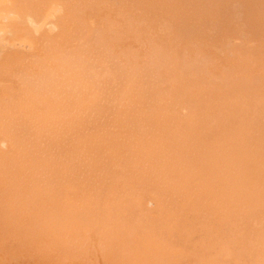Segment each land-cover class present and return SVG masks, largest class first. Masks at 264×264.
Segmentation results:
<instances>
[{
    "label": "rangeland",
    "instance_id": "obj_1",
    "mask_svg": "<svg viewBox=\"0 0 264 264\" xmlns=\"http://www.w3.org/2000/svg\"><path fill=\"white\" fill-rule=\"evenodd\" d=\"M1 1H3V0H0V3H2ZM5 1V0H4ZM10 1H12V0H8V2H7V0L5 1V2H7V3H5V2H3L2 4H0L1 6H0V11L1 12H3L4 11V9L5 10H7V9H9L11 12L12 11H14V14L15 15H13V17L14 16H18V11H22V13L24 12V13H26V14H24L23 13V15H29V16H31L32 18H35V16H36V18H38V17H40V18H38V19H34V20H37L36 22V24L35 23H30L29 21H27V22H25L26 24H27V26L24 24V22H23V26H26V27H28V28H26V27H23L22 28V30H20V31H18L17 33H15V37H14V35L12 36L11 34L10 35H8V33L9 32H7L8 31V25H10L11 24V22L12 23H14L13 21H18V19L16 18L15 20H12L11 21V19H10V21L8 20V19H5L6 21H8V22H5L4 21V19H0L1 20V22H0V24L2 23V24H4V26L2 25V28H5V29H3V31H5V32H7V33H5L4 32V34H2L1 35V37L3 36L4 38H7V40L5 39V41H7V42H9V43H7L6 42V46H7V48H6V46L4 47H2L3 49L4 48H6V51L7 52H9L10 50H9V47H10V44L11 45H15L16 44V39H18V37L20 38V40H17L18 42L19 41H21V42H25V43H29L30 45L32 44L31 43V41H33V43L35 42L34 40H36V42L38 43V45H40V47H42V43H47V42H50L52 39L54 40L53 41V43L52 44H55V42L57 43L58 41H62V42H64L65 41V43H71L72 41V44H69L70 46H75L78 42H80L79 40L81 39V38H83L84 36H88L91 32H92V30H93V23L95 22V23H98L97 22V20H100L101 18L103 19V20H107L108 21V18H106V16L107 17H109V21L111 22V23H115L114 25L113 24H111L109 21V23L112 25V26H117V25H119V23H118V21L120 22V25L121 24H123V26L121 25V26H115V27H112V28H117V30H119L120 31V29H121V31L119 32V31H117V33L118 34H115L116 33V30H112L111 28V30L109 29V26H107V21L105 20V21H103L102 19V23H101V26L102 27H100L99 25H100V23H98V24H94V26H95V28H98V30H100V31H102V29H103V27L104 26H107V28H105L104 27V29L105 30H103V35H104V38L102 39L103 41L102 42H104V44H106V43H112V44H116V47H113V51L115 50V52H117V51H120L119 49L120 48H122V46H124L125 45V47H123L121 50H122V52H126L127 54L129 53V50H130V53L132 54V56L134 57L135 55H136V57H135V59L137 58V60H135V59H132L133 57H131V59H132V61H135L136 63H132V65H134L135 66V69L137 68V72H139L140 71V69H141V65H144L146 62V60H145V55H147L148 54V52L149 51H151L152 53H154L153 51H159L160 49H162L161 51H165L166 53L168 52L169 53V58L171 59V61L173 62H175V64H176V60L177 59H175V57L176 58H180L181 60H182V62L183 61H185V58L186 59H188L187 61H188V64H187V62H184V64L186 63L187 65H188V67H190V69H191V64L189 63V61L191 62V60H192V62H194V64L192 65L193 66V68H192V70L193 69H196L195 68V65H196V63H197V67H199V68H197L198 69V71H197V69H196V71H192V70H190V74H192L191 76H194V77H189L188 78V75H186L185 73H187V74H189V72H188V70H184V76L182 77H180L179 76V78H182V81H181V83H184L186 86H184V84H180V81H178L179 83H178V85H177V83H175V82H177V80L179 79V78H177V73L179 72H182L183 73V71H181V70H177V64H176V66L174 67V63H172L171 61H170V63H172V68H170V72H168L167 70H163L162 72H168L169 74H173V75H175V74H177V75H175L172 79H171V75L169 76V75H164V76H166L165 78H164V76L162 75V74H160V76H159V79H158V81L157 80H155L156 82L154 83V84H156V85H158V86H151V89L153 88V90H154V92L155 93H151L152 94V96H150L151 98H153V100L152 99H147V98H145L143 95L145 94V92L143 91L142 93H141V90L142 89H139V87L137 86V89H135L134 90V87H132V88H125L124 89V92H122V93H119V103H118V105L120 106H118L117 104L116 105H113L114 107H112L111 108V106L112 105H110V109H111V112H110V109H107L108 107H105L104 109H102L103 111H98V110H95L94 112L93 111H91V112H89L87 109H84L83 108V110L80 108H77V107H75L74 105L72 106L74 109H76L75 110V113L77 114L78 113V115H83V113H81L82 111H85V113H89V114H87V115H89L88 117H93L94 119H86L85 121H83L82 120V122L80 123H78V121L74 118L73 120H68L67 122H69V124L73 127L74 126V128H75V125H77V127L79 128L80 127V129H83V132L85 131V132H90V134H91V136H92V138H90V139H86V138H76V137H73V138H71V135H70V137L68 136L67 137V135H63L62 136V138H60L59 140H58V143H59V145L60 144H62V145H60V146H63L62 148H64V149H62L61 148V150H60V152H59V155L62 153V151H63V153L60 155V156H62V157H64L65 155L66 156H69L70 158H68L69 159V162H73V163H71V167L73 166L74 168H76V169H78V166L80 165V163H83V164H81L80 166L82 167H79L80 169V171L81 170H83V175H84V173H86V170H87V174L89 175V173H92V171H93V175L96 173V171H97V173H96V177L97 178H95V176H93L92 174V176H93V178H92V176L90 177V179L92 178V180L94 181L95 179H97L98 180V178H99V176L98 175H100L101 176V174H103L104 173V171H103V173H102V171H100V170H96V171H94V169H93V167L92 166H99L100 165V163H103L102 161H106V163H108V165L107 166H109V168H110V170H109V172H108V174H109V177L111 178V177H113V178H111L110 180H111V187H110V185L108 186V187H106V188H108L107 190H106V188H105V191L104 190H102V192L100 193L101 194V196H102V194H103V197H104V195L106 194L105 192L107 191V194L105 195V197L104 198H101V197H98V201L100 200V202H98L97 200H95V196H94V194L98 191V188L96 189V187H92L93 189H91V190H86V189H88L87 187H88V185L86 186V188H84V186L87 184V183H85V185L84 186H82V185H80V186H82L84 189H85V195H84V191H83V188H79L80 186H79V184H77L78 186H76V185H73V183H72V187L71 186H69V191H70V193H71V195H70V193H69V196L71 197V198H69V197H67L69 200H73L72 202L70 201V204L69 203H67V202H54V200L50 203L51 204V206L53 207H51L50 206V204L48 203V201H47V203L49 204V205H46V200L44 201V199H40V198H42L41 196L38 198L39 200L38 201H36V200H33V199H28L27 197L26 198H24V197H22V199H21V195L23 194V193H30L29 191H31V192H33V191H37L36 189L34 190L33 188H30V189H32V190H30L29 188V191H28V189L26 188V190H25V188L24 187H21L22 185H20V183L18 182V181H21V178L19 179L18 177H20V172L17 170V169H15V167H17V162H18V164H19V161L17 160V158H16V154H19V153H16V152H18V151H15V156L13 155V153L14 152H12V151H10V153L12 154V156L10 157L9 155H10V153H9V155H8V151H7V149L9 148V142L7 141V140H5L6 142H5V145H3V144H0V145H2V146H0L1 148H0V158H1V160H3V157L2 156H5V155H3V154H6L5 152H7V154H6V157H10L9 159H12V157H13V164L14 165H12L11 164V168L13 169V171L11 172L12 174H10V170L8 171V169H9V167H8V169H7V171L6 170H4L3 171V169H6L7 167L4 165V163H3V161H1L0 160V199L2 200H0V218L1 219H3V222H1L2 220L0 219V264H242L243 263V261H244V263L245 264H248L247 262H246V256H245V253L243 254H241L242 255V257H243V259L242 258H240L241 257V255H240V253L241 252H238V251H236L235 253L234 252H232L230 249H227V250H225L224 249V247L222 248L221 247V244H219V247H220V249H219V247H217L216 245H215V242H216V244H218V243H220V242H222V239L224 238H222L221 239V237H219V235H215L214 233H216V232H214L215 231V229L213 228V227H217L218 226V224H220V226L225 222V221H227L228 220V218L229 219H232L236 214H234L233 215V213L234 212H232V213H229L228 211L230 210V208L231 209H233L231 206H233V205H231L230 207H227V206H225L226 208H229V210H226V211H224L225 209H224V207L219 203V209L217 208L218 206L216 205L217 204V202H216V204H215V201L213 202V200L214 199H216L217 200V198H215V195H213V197H210V196H212V194L215 192V191H217L218 193H219V196H220V192H222V190H224V189H222V188H224V186L222 185V184H224L225 183V177H227L228 175L227 174H225V173H229L228 171H225V173L224 172H222V173H224L225 175H227V176H224V175H222V173H217V175L218 174H220L222 177L221 178H223V181L222 180H220L219 178V181H222V187H221V189L222 190H220V192L218 191V189H217V187H219V189H220V186L221 185H219V181H218V184H217V182H215L214 180H212V181H214V183H216L218 186L216 187L215 186V189H214V185H216V184H213L212 185V190L213 191H211V192H213V193H210V192H208V196H209V193H210V199L208 198L207 199V197L204 195V197L206 198L205 200H204V198L202 199L201 198V201H199L198 200V203H197V201H196V203H195V201H193L194 203H192V202H190L191 201V199L192 198H190V196L188 195V196H186V195H182L183 197H182V199H181V201L182 202H184L185 200L188 202V200H190L189 201V203H187L186 201L184 202V203H186V204H184V203H182L181 201L177 204L176 202H172V204L170 203L169 204V202H165V204H163V203H160V205H158L157 204V202H155L154 201V199H152V201L150 200V202H146L145 201V199L144 198H146V196L144 195V197H141V199L143 198L144 200L142 201H137L138 203H135L134 202V198H138V196L142 193V192H140V190L141 191H145V188L147 187V186H150V185H148V183H150L151 181L153 182L154 180H156L157 181V183H156V181H154V183H156V185H159V186H161L160 188L161 189H165L166 187H167V190H169V187H168V185H170V184H168V182H167V179H168V175L167 174H172L171 172H166L165 174L164 173H161V171H158L157 170V168L155 167L154 168V172L152 171V170H150V168H148L149 167V164H147L146 162H148V161H144V163H146V164H140V159H138V161H140V162H138L139 163V165H138V163L136 162V165H135V163H130V162H128L127 163V166L126 165H124V166H126L127 168H125L124 166H122L121 165V167H124L125 168V170H124V168L122 169L118 164H115V165H112L111 163H112V161H111V159L109 158L110 156L112 157V155H114L115 153H120L121 152V150H119L117 147H119V143H122V144H120V146H122V145H124V148H121V149H124V150H126L125 149V145L127 144L128 145V147H127V149L129 148H131L132 146H136V145H131V144H133L134 143V141L135 140H137V138H139L138 140H141V139H144V140H146L147 142H148V140L150 139V141L151 140H155V137L157 136L158 138H159V134H160V132H159V130L156 132V134H154L153 132H155L154 130L156 129V126H157V123L156 122H158L159 124H158V128H160L164 123H165V125H166V123H167V125L169 124V122H171L170 124H172V130L173 129H175V130H177V128H179L178 126H179V124H180V121L185 125V124H188L189 123V120H194L195 122H193V121H190V123L189 124H192L191 126H195L196 125V121L197 122H199V129H201V130H204L205 128V126H207V124H209L207 127H206V131H209V132H211V130H212V128H214V125L216 126V127H221L222 126V124H221V122H223V124L228 120V119H226V118H228V117H226V116H223V114H220V113H222V110H224V112H225V109L224 108H222V110L220 109V111H218L217 109H219V108H214V109H212V113L210 112L209 113V111L207 112V107L206 108H204L203 109V111H200V110H198L195 106H193V108H192V110H191V108H190V106H187V107H185V104H183L182 103V105H184V106H182V105H180L179 104V100H181L182 98L180 97L179 98V96H177V91L179 90V88L181 89L180 90V93L182 92V93H185V90H186V88L185 89H183L184 87H189V85L187 84L188 82H187V80L188 81H190L189 83H195L196 81H198L197 83H195V85H196V87H189V89L191 88V90H193L192 92L193 93H195L194 95L196 96L197 94H196V92H197V88H199V87H205V89H208L207 91H212L213 89V91H217V90H222L223 88H229V91H225V89H223V92H225V93H227V92H230V91H234V90H237V89H235V88H241V92H244L243 90H246V87L248 88V85H249V83L251 82V81H253L254 79H255V77H253V75L254 76H257V79L259 80H261V79H263L264 80V78H261V76H264V54H261V53H264L263 51H264V45H263V43H264V38L262 39V38H260V35H262L261 33H259V32H257L258 31V28L260 27L258 24L256 25V24H253L254 26H251L250 24V21H256L257 20V22L261 25L262 23V25H263V27H264V19H260L259 17H263L264 18V0H253V1H250V0H243V2H242V0H217V2H216V0H215V2H216V6H217V4L220 6H217L218 8H223L222 10H215V9H218L216 6V8H214L213 6H212V9H214V10H211V7H210V10H209V12H207V14L205 13V16L207 15L208 16V14H210V12L212 13L211 15H209V17H207V18H205L204 17V15L202 14H200L199 12H198V9L197 8H195L197 11H192L193 13H196V12H198L197 14H199L198 15V18H199V16H203L204 18H205V20H207L208 18V21L209 20H211V21H209V23H210V25L212 24L213 25V27L212 26H209V29L207 28L208 27V25L209 24H204V25H202L201 24V20H202V23H208V21L207 22H205V20L204 19H202V18H200L199 20H200V23H198L197 21H196V19H197V17H195V16H197V14H195V23H196V25H199V24H201L200 26H205V27H200L201 28V30H204V32H202L201 33V30L200 31H198V30H196V32L198 33V32H200L199 34H202L201 36L199 35H197L196 34V36L197 37H195L193 34H194V29L196 28H199V27H197V26H194V27H190V26H192L191 25V23L193 24L194 22L192 21L193 19H194V17H193V19L192 20H188L189 18H191L192 17V14L189 12V11H187V12H189L190 14H191V17L190 16H188L189 14L187 13V16L189 17L187 20L189 21V22H191L190 23V25H189V27H190V29L191 28H194L193 29V33H192V37H191V34H190V32H188V31H186V38H184V43L182 42V40L180 39L181 38V36H179L178 34L180 33V31L177 33V31H178V28L177 29H174V27L175 26H178L179 27V24L177 25V23L178 22H176V20H177V18H176V15H175V13H172L173 12V10L175 9H173V7H172V9H169L170 11H172L171 13V17L173 16V17H175L176 19H175V21L172 19V18H169L170 17V13H169V15L168 14H166V10H168V9H164L165 11H163L162 9L160 10V12L161 11H163V13H164V16H165V14H166V16L164 17V18H162L161 16H163V15H160V17L162 18V19H164L163 21H169V23L168 22H163V24L161 23V18L159 17H156L157 18V21H159L160 23L158 24H156L155 25V27L153 26L152 27V25L154 24L153 22H155L156 23V18H155V14L157 13V10H159V9H155V8H153L152 6H154L155 5V3H149V1L148 0H146L149 4H150V6H149V4H148V8L146 7V3L145 4H143V5H145V7L147 8H145V7H143V5H142V7H141V2H143L144 3V1L145 0H141L140 2H138L139 0H137V2L138 3H140V5L138 4V6L139 7H136V5H135V7H133L134 5L133 4H136V0H135V3H130L129 2V4L130 5H133L132 7L131 6H129L128 5V3H127V5L125 4L124 5V3H123V1L122 2H118L117 3V1H121V0H110L109 2L106 0V2L108 3L107 5H112V6H109L110 8H108V6L106 5V3H104V1L105 0H103V3H102V0H98V1H101L100 3L98 2L97 4H102V5H100V7L102 6V10L104 11V12H106V13H110V11H111V8L112 9H115L114 11L112 10L111 12L113 13V12H115V11H117V12H119L118 13V15L115 13V14H105V13H103L102 11H100L101 10V8L98 6V8H100V10H98V8L96 7L97 6V4H96V6L93 4L92 5V7H94V9H95V11L93 10L92 11V9L90 8V7H87V6H84V7H87V8H84V7H82L80 10H78L79 11V13H80V11H81V15L82 14H84V17H83V23H84V25H83V23H80L81 24V27H80V24H78L79 25V27H78V25L77 24H74V22H72V20H70V18L67 16V15H65L66 14V11H67V9H66V5H67V2H68V0H49V1H47V3H46V5L44 4V6L45 7H41V6H27V7H25L24 8V10H20L19 9V7L18 6H14V4H12ZM159 1V0H158ZM160 1H164V0H160ZM165 1H167V0H165ZM164 1V4L166 3ZM172 3H173V1L172 0H170ZM176 1V0H175ZM174 1V3L176 4V2ZM178 1H181V0H178ZM177 1V2H178ZM183 1V0H182ZM188 1V0H187ZM191 1V0H190ZM194 1V0H193ZM200 1V0H199ZM207 0H205L204 2H206ZM221 2V4H222V6H221V4H220V2ZM225 1H226V4H225ZM229 1H231V3L229 2ZM235 1V2H234ZM237 1V2H236ZM260 1V2H259ZM48 2H51V3H54L55 5H53V4H48ZM57 2V3H56ZM96 1H94V3H95ZM153 2H154V0H153ZM155 2H156V0H155ZM168 2V1H167ZM184 2H186V1H184ZM189 2V1H188ZM196 2H197V0H196ZM202 2V1H201ZM203 2V3H204ZM215 2L214 3H212V4H215ZM229 2V3H228ZM241 2V3H240ZM245 2V3H244ZM250 2H252V3H254V4H252V3H250ZM69 3V2H68ZM157 3H159V2H157ZM163 3V2H162ZM161 3V4H162ZM172 3H170L172 6H175V5H173ZM203 3H202V6H203ZM209 3L211 4V2H210V0H209ZM234 3V4H233ZM247 3H249V4H247ZM257 3V4H256ZM49 6H51V7H49ZM58 4V5H57ZM115 4V6H117V8H114L113 7V5ZM117 4V5H116ZM118 4H123V6L125 7H127V9L125 8V10L124 9H122V7H120L121 5H118ZM163 4V5H164ZM178 4H179V2H178ZM181 4V3H180ZM198 4V3H197ZM205 4V3H204ZM207 4H208V1H207ZM207 4L206 5H204V6H207ZM209 4V5H210ZM224 4L226 5L225 6V8H224ZM233 4V5H232ZM252 4V5H251ZM42 5V4H41ZM156 5H158V4H156ZM162 5V6H163ZM200 5H201V3H200ZM208 5V6H209ZM228 5V6H227ZM230 5H232V6H230ZM253 7L252 9L254 10V6L255 5H260L259 6V8H261V9H259L258 8V6H257V8H255L256 10H258L257 11V16H255L254 14L252 15V13H251V15H249V14H247L248 12L250 13V10H249V8L251 7V6ZM106 6V8H104ZM169 7V8H171L170 6H169V4H167L165 7ZM184 6H186V5H184ZM197 6H199V5H197ZM230 6V7H229ZM244 6V7H243ZM248 6H250L249 8H248ZM262 6V7H261ZM14 7V8H13ZM96 7V8H95ZM119 7L121 8V9H119ZM123 7V8H124ZM130 7V8H129ZM141 7V9H138L137 10V12H135L136 11V9L137 8H140ZM155 7V6H154ZM159 7H161L160 5H159ZM158 7V8H159ZM177 7V6H176ZM226 7H229V10L231 11H229V10H227V12H228V15L226 14V13H223V10L224 9H226ZM232 7L234 8V10H236V11H233L232 12ZM241 7V8H240ZM256 7V6H255ZM7 8V9H6ZM14 9V10H12V9ZM44 9L45 11L44 12H41V11H39V9ZM88 8H90V11L88 10ZM104 8V9H103ZM107 8H108V10L110 9V11H108L107 10ZM134 8H136V9H134ZM142 8H145V10H144V12L142 11L141 12V10H142ZM193 8H194V6H193ZM198 8H201V7H198ZM32 9V10H31ZM36 11H35V10ZM40 9V10H41ZM52 9V10H51ZM55 9H56V11H55ZM83 9V10H82ZM86 9V10H85ZM98 11H97V10ZM117 9V10H116ZM130 9V10H129ZM135 10V11H133L134 13H138V12H140V13H142L141 15H139V13L137 14V16L135 17H133V15H134V13L132 12V10ZM153 9H155L156 10V13H154L155 12V10L153 11ZM189 9H192V8H189ZM189 9H187V10H189ZM228 9V8H227ZM242 9V10H241ZM246 9H248V10H246ZM31 10V11H30ZM50 10V11H49ZM54 10V11H53ZM61 10V11H60ZM91 13V16L92 17H90V19L88 20V17H89V15L88 16H86L87 14H85V13H87L88 11ZM123 12V10H124V15L127 17V14L129 13V15H132L131 17L128 15V19L130 18V21L126 18V17H123V13H121V11ZM140 10V11H139ZM261 10V11H260ZM263 10V11H262ZM39 11V12H38ZM47 11H48V14H46L47 15V17L45 18V16L46 15H42L41 13H43V14H45V13H47ZM87 11V12H86ZM92 11V12H91ZM97 11V12H96ZM99 11H100V14H99ZM125 11H126V14H125ZM127 11H128V13H127ZM152 11V12H151ZM207 11H208V8H207ZM213 11L217 14V16L215 15V13H213ZM221 11H222V13L224 14H222L221 13ZM239 13H238V12ZM245 11H246V15H245ZM37 12H38V14H37ZM58 12H61V13H58ZM62 12H63V14H62ZM95 12H96V14H95ZM150 12H151V14H150ZM174 12H175V10H174ZM224 12H226V10H224ZM244 12V13H243ZM54 13H55V15H54ZM98 13V14H97ZM101 13H103V14H101ZM120 13L122 14V15H120ZM153 13V14H152ZM162 13V12H161ZM162 13V14H163ZM185 13V14H186ZM219 13V14H218ZM230 13V14H229ZM232 13L234 14V18H232ZM243 15H242V14ZM53 14V15H52ZM58 14L59 15H61L62 14V16H58ZM95 14L96 16H97V18L96 17H94L93 15ZM135 14V15H136ZM153 15L154 16V18H153V16H151V19H150V15ZM238 14H240L239 16H240V18H242V20L239 18V16H238ZM39 15H41V16H43V17H41V16H39ZM100 15V16H99ZM101 15H103L102 17H101ZM115 15L118 17V19L115 17ZM157 15V14H156ZM159 15V14H158ZM230 15H231V17H230ZM236 15V16H235ZM34 16V17H33ZM83 16V15H82ZM105 16V17H104ZM111 16V17H110ZM120 16H122V17H120ZM140 16V17H139ZM211 16L213 17V20L211 19ZM219 16V18H216V17H218ZM221 16V17H220ZM243 16V17H242ZM259 16V17H258ZM63 18V20L61 19V18ZM93 17H94V19H95V21H93L94 19H93ZM98 17H101V18H99L98 19ZM116 19H115V18ZM141 18L142 17V20L141 19H135V18ZM149 17V18H148ZM184 17H185V15H184ZM227 17V18H226ZM257 17V18H256ZM41 18H43V19H41ZM58 18V19H57ZM61 19V21H60V19ZM66 18V19H65ZM68 18H69V20H70V22H71V25L69 26V25H67V27H66V24H69L70 22H67L68 21ZM105 18V19H104ZM114 18V19H113ZM121 18V19H120ZM124 18H125V20L127 21V23H129L128 25L129 26H127V23H126V21L124 20ZM133 18V21L131 20ZM167 20H166V19ZM183 18V17H182ZM186 18L187 17H185V20H186ZM255 18H256V20H255ZM258 18H259V20H258ZM39 19H40V21H42L43 20V22L42 23H38V21H39ZM48 19V20H47ZM53 19V20H52ZM57 19V20H56ZM85 19L87 20V22L89 23V22H91V23H89L90 24V26H88V24H86V21H85ZM113 19V20H112ZM147 19V20H146ZM160 19V20H159ZM170 19V20H169ZM232 19H234V20H232ZM2 20H3V22H2ZM33 20V19H32ZM114 21V22H112V21ZM142 22H141V21ZM174 22H176V23H174ZM198 20V21H199ZM222 20H223V22H222ZM260 20H263V21H260ZM49 21V22H48ZM54 21V22H53ZM63 21V22H62ZM125 21V22H124ZM132 21V22H131ZM135 21H136V23L138 24V25H140L139 27H137V24L135 23ZM139 21V22H138ZM150 21V22H149ZM182 21V20H181ZM204 21V22H203ZM47 22V23H46ZM57 22V23H56ZM62 22V23H61ZM67 22V23H66ZM123 22V23H122ZM171 22H173V24H171ZM180 22V21H179ZM187 22V21H186ZM186 22H183L184 24L186 23ZM220 22V23H219ZM221 22H222V25H221ZM224 22L226 23V24H228L229 23V25H226V24H224ZM30 23V24H29ZM45 23V24H44ZM51 23V24H50ZM106 23V24H105ZM126 23V24H125ZM131 23H133V24H135L136 25V27L135 26H133ZM142 23V24H141ZM146 23H149V24H147L146 25ZM150 23H153V24H150ZM167 23V24H166ZM183 23H180V24H182V25H184ZM195 23H194V25H195ZM198 23V24H197ZM250 23V24H249ZM22 24V23H21ZM56 24H58V25H56ZM64 26H63V25ZM72 24H74V25H76L79 29H77V27L76 26H73ZM86 24V25H85ZM105 24V25H104ZM124 24H125V26L127 27V28H125V26H124ZM168 26V25H170L169 27H167L166 25ZM176 24V25H175ZM188 24V23H187ZM217 24V25H216ZM46 25L48 26V27H46ZM51 25V26H50ZM97 25H98V27H97ZM149 25V28L148 29H150V32L148 31V29H147V26ZM151 25V26H150ZM173 25H175L174 27H173V29H172V27L171 26H173ZM181 25V26H182ZM186 25V24H185ZM225 25V26H224ZM243 25H244V27H243ZM246 25H248L247 27H249L250 29H247L246 28ZM1 26V25H0ZM35 28H34V27ZM42 26H44V27H42ZM51 28H50V27ZM59 26V27H58ZM68 26H69V28H68ZM86 26V27H85ZM156 26H157V28H156ZM180 26V27H181ZM216 26V27H215ZM224 26V27H223ZM228 26V27H227ZM232 28H231V27ZM236 26V27H235ZM240 26V27H239ZM259 26V27H258ZM31 27V28H30ZM63 27V28H62ZM74 27V28H73ZM91 27V28H90ZM93 27V28H92ZM121 27H124V29L123 28H121ZM128 27H131V28H133V29H135V30H133V29H131V30H129L128 29ZM145 27H146V29H145ZM164 27V28H163ZM185 28H188L187 27V25L186 26H184ZM230 27V28H229ZM242 27V28H241ZM251 27H258V28H256L257 29V31H256V34H255V30L253 31V29L251 28ZM263 27L261 26V28H262V30H264L263 29ZM2 28H0V29H2ZM40 28V30H39V32L37 31L38 29ZM41 28H42V30H41ZM57 28V29H56ZM71 28H73V29H75L74 31L71 29ZM83 30H82V29ZM94 28V29H95ZM137 28V29H136ZM142 28H144L145 30H143ZM176 28V27H175ZM208 29V31H211V32H208V31H205V30H207ZM223 28H225V30L223 29ZM239 28V29H238ZM261 28L259 29V31H262L261 30ZM25 29V30H24ZM30 29H32V31H34L35 30V33H37V35L38 36H40V37H42V38H40L42 41H41V44H39L40 43V39H39V37H37V39L35 38V39H33L35 36H37L35 33H33V32H31V30ZM56 29V30H55ZM64 29V30H63ZM69 29V30H68ZM72 31H71V30ZM77 29V30H76ZM126 29H127V31H126ZM152 29V30H151ZM157 29H159V30H157ZM168 29H170L169 31H168ZM190 29H187V30H190ZM220 29V30H219ZM225 31H223V30ZM227 29H229V31L227 30ZM230 29H231V32H230ZM233 29V30H232ZM243 29V30H242ZM252 29V30H251ZM27 30L29 31V33L27 32ZM45 30V31H44ZM62 30V31H61ZM68 30V31H67ZM106 30H107V32H110V33H112V35H109V33H106ZM110 30V31H109ZM147 30V32H145ZM157 30V31H156ZM160 30H161V32H160ZM175 32H174V31ZM186 30V29H185ZM219 30V31H218ZM246 30V31H245ZM2 31V32H3ZM37 31V32H36ZM48 31V32H47ZM55 32V34H58V32H60V35H65V37L68 39H66L65 37H62L61 38V36L58 34V35H55L54 34V32ZM68 32V34H67V32ZM69 31H70V33H69ZM76 31V32H75ZM77 31L79 32V34L77 33ZM83 31H84V33H83ZM91 31V32H90ZM123 31V32H122ZM126 31V32H125ZM135 31V32H134ZM155 31V32H154ZM165 31V32H164ZM174 32V33H169V32ZM182 31V30H181ZM184 31V30H183ZM216 31V32H215ZM227 31V32H226ZM249 31V32H248ZM2 32H0V34L2 33ZM20 32V33H19ZM23 32H25L24 34H23ZM46 32V33H45ZM51 34H50V33ZM125 32V33H124ZM141 32V34L139 35V36H141V38L143 37V39H142V42L141 41H139V40H141L140 39V37L137 35L136 37H135V35L138 33H140ZM144 32V33H143ZM151 32H154V33H151ZM185 32V31H184ZM183 32V33H184ZM187 32H188V34H187ZM192 32V31H191ZM214 32V33H213ZM239 32L241 33L240 35H239ZM245 33V36H244V33ZM19 33V34H18ZM31 33V34H30ZM73 34V36H74V33H76L75 34V37H73V36H71L72 34ZM84 34V36H83V34ZM121 33H123V34H121ZM129 33V34H128ZM133 34V35H130V34ZM134 33H135V35H134ZM148 33V34H147ZM151 33V34H150ZM157 33H159V34H157ZM166 33V34H165ZM207 33H210V34H208L207 35ZM247 33H248V36H247ZM252 33V34H251ZM257 33H258V35H257ZM262 33H264V31L262 32ZM6 34V35H5ZM18 34V35H17ZM22 34V35H21ZM47 36H46V35ZM70 34V36L72 37H70V36H68ZM115 34V35H114ZM129 36H128V35ZM156 34V35H155ZM162 34H163V37H166V38H164V39H160V37L162 36ZM169 34H171V35H174V36H170ZM211 34H213V35H211ZM219 34V35H218ZM223 34V35H222ZM227 34V35H226ZM32 35H34V37L32 36ZM43 35H45V36H43ZM117 35V36H116ZM166 35V36H165ZM180 35H182V33H180ZM187 35H189V36H187ZM230 35V36H229ZM25 36H30L29 38L28 37H25ZM33 38H32V37ZM58 36V37H57ZM79 36H80V38H79ZM82 36V37H81ZM105 36H107V37H105ZM116 36V37H115ZM123 36H125V37H123ZM128 36V37H127ZM131 36H133V37H131ZM147 38H146V37ZM149 36H153L152 38L151 37H149ZM168 36H169V38H171V37H174V41L172 42V41H170V39L168 40ZM194 36V37H193ZM207 36V37H206ZM212 36V37H211ZM224 36V37H223ZM228 36V38H227V44H225L226 43V37ZM237 36V37H236ZM251 36V37H250ZM254 36V37H253ZM257 36V37H256ZM259 36V37H258ZM264 36V35H263ZM263 36H261V37H263ZM22 37V38H21ZM44 37H45V41H44ZM46 37H48V38H46ZM50 37V38H49ZM60 37V38H59ZM113 37H114V39H113ZM123 37V38H122ZM130 37H131V39H133L134 38V40H131L130 39ZM163 37H161V38H163ZM176 37V38H175ZM178 37V38H177ZM183 37H185L184 35H183ZM187 37H188V39H189V37H191V39H189V41H188V39H187ZM205 39H204V38ZM209 37H210V39H209ZM214 37V38H213ZM233 37V41H232V43L230 42V38H232ZM242 37H244V38H242ZM23 38H24V40H23ZM52 38V39H51ZM78 38V39H77ZM117 38V39H116ZM128 38H129V44H127L128 42L126 41V40H128ZM138 39V41H137V39ZM155 38H157V39H155ZM194 38V39H193ZM197 38V39H196ZM211 38H212V40H211ZM216 38V39H215ZM219 38V39H218ZM223 38V39H222ZM257 38H259V39H257ZM31 39H33V40H31ZM49 40V41H47V40ZM65 39V40H64ZM76 39V40H75ZM84 39V42L82 41V42H80V43H86V42H88V43H91L92 45L93 44H95V42H91L90 41V39H88L87 37L85 38H83ZM147 41H146V40ZM179 39H180V41H181V43H180V41H179ZM185 39H186V41H185ZM196 39V40H195ZM215 39V40H214ZM218 39V40H217ZM225 39V40H224ZM235 39V40H234ZM240 40V42H241V44H240V42H238L239 40ZM115 40H118L117 42H115ZM158 40V41H157ZM162 40H163V42H162ZM167 40V41H166ZM173 40V39H172ZM199 40H201L202 41V43L199 41ZM203 40H204V43L206 44H204L203 43ZM208 40V41H207ZM210 40V41H209ZM220 40H222V42L220 41ZM245 40H247V42L245 41ZM27 41V42H26ZM30 41V42H29ZM68 41V42H67ZM69 41H71V42H69ZM74 41H76V42H74ZM112 41V42H111ZM127 43H126V42ZM144 41V42H143ZM153 41V42H152ZM179 41V42H178ZM191 41L192 42H200V43H196V44H193V43H191ZM207 41V42H206ZM216 41H217V43H216ZM245 41V42H244ZM252 41V42H251ZM256 41V42H255ZM261 41V42H260ZM18 42H17V44H18ZM35 42V43H36ZM134 42V43H133ZM149 44H148V43ZM152 42V43H151ZM159 44H158V43ZM215 42V43H214ZM221 42V43H220ZM237 44H236V43ZM253 42H255V43H253ZM263 42V43H262ZM32 44L31 46H33L34 45V47H35V45L37 44ZM74 43V44H73ZM120 45H119V44ZM125 43V44H124ZM141 43V44H140ZM156 43V44H155ZM165 43V44H164ZM167 43L168 44H170V45H167ZM175 43H177L176 45H175ZM178 43H179V45H178ZM185 45V47H182V46H184L183 44ZM189 43V44H188ZM243 43V44H242ZM248 43H250V45H248ZM259 43V44H258ZM8 44V45H7ZM144 44V45H143ZM145 44H146V46H145ZM151 44V45H150ZM153 44V45H152ZM172 44V45H171ZM181 44V45H180ZM186 44H187V46H186ZM202 44V45H201ZM204 44V45H203ZM207 44L209 45V47H206L207 46ZM216 44V45H215ZM223 44H225L224 46L226 47V49L223 47L222 48V46H223ZM234 44H235V46H238V47H236V48H238L239 50L241 49V51H238V50H236V48L234 47ZM247 44V45H246ZM251 44H254V45H251ZM261 44H262V46H261ZM122 45V46H121ZM128 45V46H127ZM133 45H137L136 47L135 46H132ZM138 45H141V46H138ZM147 45H149V48L150 47H153V48H151L152 50H148L147 48ZM161 45V46H160ZM165 45H167L166 47H168L167 49H163V48H166L165 47ZM218 45H220V46H218ZM241 45L242 46H244L245 47V51H243L244 50V47L242 48L241 47ZM17 45H15L14 47H16ZM19 46H20V49L22 48L21 46L22 45H18V48H19ZM119 46H121V47H119ZM131 46V47H130ZM143 46V47H142ZM154 46H156V47H154ZM163 46V47H162ZM190 46H193V47H190ZM213 46H215V49H214V47ZM229 46V47H228ZM231 46V47H230ZM252 46H254V47H252ZM255 46H256V48H255ZM257 46H258V48H257ZM262 48H261V47ZM13 47V48H14ZM33 47V48H34ZM36 47H39V46H36ZM39 47V48H40ZM134 47H135V49H134ZM140 47V48H139ZM142 47V48H141ZM145 47H147V48H145ZM173 49H172V48ZM178 49H177V48ZM190 47V48H189ZM217 47V48H216ZM220 49H219V48ZM232 47H233V49H235V50H233L232 49ZM12 48V46H11V48L10 49H12V50H18V49H13ZM17 48V47H16ZM25 48L26 47H24V51L26 52H28V50L30 51V49L31 48H29L28 47V49L27 50H25ZM126 50H125V49ZM171 48V49H170ZM182 48V49H181ZM185 48H187V49H185ZM192 48V49H191ZM208 50H207V49ZM247 48H249V49H251V50H248ZM253 48V49H252ZM140 49H141V51H140ZM144 49V50H143ZM174 49H175V52H170V51H174ZM211 49V50H210ZM214 49V50H213ZM232 53H234V54H232V56H231V53L228 51V50ZM12 50L10 51V52H12ZM137 50V51H136ZM148 51V52H146V51ZM168 50V51H167ZM183 50V51H182ZM186 50H188V51H186ZM217 50V53L215 52ZM256 50V51H255ZM4 51H5V49H4ZM136 51V52H135ZM190 51V52H189ZM234 51H236V52H234ZM243 51V52H242ZM251 51H253L254 52V54H253V52H250ZM258 51V52H257ZM141 52V53H140ZM151 52H149V53H151ZM180 52H186V53H181L180 54ZM194 54H193V53ZM201 54V56H202V58H200L201 56H197V55H199V53ZM208 52H210V53H208ZM224 52H225V54H224ZM240 52V55L238 54ZM242 52V53H241ZM246 53V54H244L243 55V53ZM0 53H2V52H0ZM145 55H144V54ZM167 53V54H168ZM179 53V54H178ZM191 53V54H190ZM197 53V54H196ZM256 53V54H255ZM257 53H259V54H257ZM97 54V59H95V58H93V60L92 61H95V62H97L98 61V57H99V54L98 53H96ZM95 54V55H96ZM134 54V55H133ZM140 54V55H139ZM142 54V55H141ZM177 54V55H176ZM186 54V55H185ZM196 54V55H195ZM206 56V59L207 60H205V57L203 56ZM221 54H223L222 56H221ZM229 55V57H227L228 55ZM237 54V55H236ZM252 54V55H251ZM261 54V55H260ZM102 55L103 54H101L100 56V58L99 59H101L100 61H103L102 59H103V57H102ZM185 55V56H184ZM191 55V56H190ZM233 55H236L237 57H239V58H237V57H235V56H233ZM256 55H257V57H256ZM129 56H131V55H129ZM140 56V57H139ZM187 56H190L189 58L187 57ZM195 56H196V58H195ZM211 56V57H210ZM216 56H218V57H216ZM242 58H241V57ZM243 56H246V57H243ZM254 56V57H253ZM193 59H192V58ZM225 57H227V58H225ZM234 57L235 58V60H234V58L232 59V58ZM144 58V59H143ZM169 58H168V60H169ZM197 58L198 59H200V60H202L201 62H200V60H197ZM214 60V61H217V62H214L212 59ZM214 58H216V59H214ZM244 58H250V60L248 61L247 59H244ZM255 58V59H254ZM259 60H258V59ZM262 58V59H261ZM0 59H1V57H0ZM190 59V60H189ZM227 59V60H226ZM237 59H239V60H237ZM47 60L48 59H43V63L44 64H47L48 66L51 64V66H53L52 64H54L55 62H56V60H55V62H54V59L52 60V59H49L48 60V62H47ZM142 60V61H141ZM197 60V61H196ZM209 60H211L210 62L211 63H209ZM226 60V61H225ZM231 60L233 61V62H231ZM247 62H246V61ZM253 60V61H252ZM256 60H258V61H256ZM261 60H262V62H261ZM41 61V60H40ZM39 60L37 61L39 64H43L42 62H40ZM91 61V62H92ZM130 62H132L131 60H129ZM144 61V62H143ZM180 61V60H179ZM199 61V62H198ZM221 61V62H220ZM223 61V62H222ZM245 61V62H244ZM255 61V63H256V67H255V63H253ZM34 63V65H31L32 67H34V66H38V63ZM52 62V63H51ZM204 62V63H203ZM206 62V63H205ZM214 62V63H213ZM225 62L228 64H225ZM228 62H231V63H228ZM48 63H50V64H48ZM93 63V62H92ZM169 63V64H170ZM201 63H203V66H205V69H204V67L201 65ZM209 63V64H208ZM213 63V64H212ZM216 63H218V65L216 64ZM221 63L222 64H224V65H221ZM258 63V64H257ZM131 64V63H130ZM174 64V65H173ZM181 63L179 62V65H180ZM185 64V65H186ZM189 64H190V66H189ZM201 65V66H198V65ZM212 66H211V65ZM214 64H216V65H214ZM231 64V65H230ZM238 64H239V66H241V67H239L238 66ZM249 64V65H248ZM251 64H253L252 66H250ZM263 64V65H262ZM171 65V64H170ZM186 65V66H187ZM206 65H207V67H206ZM215 66V69L213 70V68L212 67H214ZM261 67H260V66ZM8 66V65H7ZM7 66H5L6 68H7ZM131 66V65H130ZM208 66L211 68V69H209V70H207L208 69ZM221 66H224V68L223 67H221ZM228 66L231 68H229L228 69ZM234 66V67H233ZM246 67V69H245V67ZM5 67H3L2 69H0V76L2 75V73H3V75L0 77V86H1V88H0V99H1V102H0V108L2 109V111H0L1 112V117H0V120L2 119V122H4L5 120V114H4V106H2L3 104H2V94H3V85H7V86H11V85H15V84H17V85H15V87H14V85H13V87L11 86L10 88H12V91H13V89L14 88H17L18 87V85H19V87H18V89H14V92H19V91H21V92H19V93H22V92H24V93H26V95L25 96H27V94H29V93H27L28 91L26 90L25 91V89H26V84H20L18 81H20L19 79H17V78H19V76L17 77V75H19L20 73V68H21V66H19V67H17V65H15L13 68L14 69H16V67L17 68H19V69H16V71L17 72H14V70H13V68L11 69L10 67L11 66H8L10 69H8V70H6V71H4L5 70ZM187 67V68H188ZM217 67V68H216ZM243 67V68H242ZM250 67H252V68H254V69H256V71L254 70V69H251ZM257 67H259V69L257 68ZM263 67V68H262ZM175 68V69H174ZM203 68V69H202ZM234 68V69H233ZM56 69V68H55ZM201 69V71H199ZM248 69H249V71H248ZM261 69V70H260ZM3 70V71H2ZM12 70V73L10 72V71ZM175 70H177V72L175 71ZM211 70V72H212V74H211V72L209 73V71ZM231 72H230V71ZM243 70V71H242ZM9 71V72H8ZM19 71V72H18ZM21 71H22V69H21ZM136 71V70H135ZM204 71L206 72V73H204ZM207 71H208V73L210 74H207ZM229 71V72H228ZM233 71V72H232ZM248 71V72H247ZM253 73H252V72ZM4 72H5V74H4ZM6 72H8V73H10L8 76L6 75V74H8V73H6ZM242 72V73H241ZM256 72H258L259 74H261V75H259L260 76V78H259V76L258 75H256ZM19 73V74H18ZM163 73V74H164ZM198 73V75H196ZM201 73V74H200ZM234 73V74H233ZM249 75H248V74ZM251 73V74H250ZM12 74V75H11ZM16 76V79H14L15 77H14V75ZM218 74V75H217ZM162 75V76H161ZM179 75H182V74H179ZM202 75H204L203 77H201ZM243 75V76H242ZM250 75H252V76H250ZM5 76H7L8 77V79L5 77ZM10 76V77H9ZM77 77H81L82 78V81H85V83H84V85H86L87 86V88H88V91H87V88H86V86H85V88H84V90H86V93L84 92L83 94V97L85 98H88L87 97V94L89 95V93L90 94H94L95 93V90H96V87H92V84L91 85H89V83H88V85H87V83H86V79H84V77L83 76H81V75H76ZM188 78L187 80H185L186 79V77ZM199 76V77H198ZM201 77V79H199ZM205 77V78H204ZM215 77V78H214ZM249 77V78H248ZM250 77H253V78H250ZM2 78V79H1ZM5 78V79H4ZM9 78H11V80L9 79ZM90 78V77H89ZM101 78V77H100ZM164 78V79H163ZM170 80H169V79ZM175 78V79H174ZM183 78H184V80H183ZM193 78H197V80L196 79H193ZM4 79V80H3ZM88 79V78H87ZM103 78H101L100 80H102ZM215 79H217V80H215ZM237 79V80H236ZM241 79V80H240ZM243 79V80H242ZM11 81V83L13 82V81H16V82H13L12 84L10 83V82H7V81ZM13 80V81H12ZM163 82H161V81ZM164 80H166V82L169 84V87L168 86H165L164 84H167ZM168 80H169V82H168ZM172 80H175L174 82H172ZM238 80H239V82H238ZM256 80V79H255ZM4 81V82H3ZM187 83H186V82ZM211 81V82H210ZM213 81H217V82H213ZM172 82V83H171ZM6 83V84H5ZM3 84V85H2ZM160 84L161 85H164V86H160ZM175 84H176V86H175ZM240 84V85H239ZM243 84H246V85H244V87H243ZM20 85H22V86H20ZM25 87H24V86ZM180 85H183L184 87H180ZM188 85V86H187ZM193 85V84H192ZM195 85H193V86H195ZM219 85V86H218ZM160 86V87H159ZM175 86V87H174ZM178 86V87H177ZM191 86V85H190ZM21 87V88H20ZM157 87H159V91L160 90H162L163 88H165L164 90H162V91H160V92H158V90L156 89ZM207 87V88H206ZM9 88V89H10ZM141 88V87H140ZM161 88V89H160ZM213 88V89H212ZM245 88V89H244ZM20 89V90H19ZM23 89H24V91H23ZM55 88H53L52 90H53V97H52V93L50 94V91L49 90H47V91H45V90H43V91H45V92H43V93H41V96L43 97H45L46 98V95H45V93H47L48 91V93H49V95H47L48 97L45 99L44 97V100H46L45 102L47 103H50V105L51 104H55V103H57V105H58V103L59 104H61L60 106H62V108H64V109H62V113H64V112H66L67 114H73L74 113V109L71 107V105L72 104H70L71 102L69 101V98H65L64 96H66V93H64V92H62L61 94H58V93H55V92H59L58 91V87H56V90L57 91H55L54 90ZM90 89H92V90H90ZM178 89V90H177ZM210 89V90H209ZM212 89V90H211ZM11 90V89H10ZM9 90V91H10ZM89 90H90V92H89ZM94 90V91H93ZM127 90V91H126ZM227 90V89H226ZM239 90V89H238ZM93 91V92H92ZM139 91V92H138ZM165 91V92H164ZM169 91H170V93H169ZM189 91V90H188ZM187 91V92H188ZM196 91V92H195ZM61 92V91H60ZM59 92V93H60ZM89 92V93H88ZM126 92V93H125ZM129 92H130V94H132V95H130L129 94ZM163 92V93H162ZM186 92V93H187ZM191 91H189L188 93H190ZM217 92H220V91H217ZM247 92V90L244 92V93H246ZM137 93V94H136ZM140 93V94H139ZM161 93H162V95H161ZM165 93V94H164ZM181 93V94H182ZM187 93V94H188ZM224 93V94H225ZM40 94V93H39ZM43 94V95H42ZM58 94V95H57ZM62 94H64V95H62ZM86 94V95H85ZM107 94H109V93H107ZM107 94H106V98H107ZM126 94H128V96H127V99L126 100H124L125 99V95ZM143 94V95H142ZM170 94V95H169ZM35 95V93H33V95L31 96V97H33ZM38 95V94H37ZM134 95V96H133ZM163 95H165V96H163ZM168 95V96H167ZM175 95V96H174ZM189 95H193L192 93L191 94H189ZM193 95V96H194ZM226 96H227V94H225ZM224 95V97L223 98H225L226 96ZM41 96H39L41 99H42V97ZM50 96V97H49ZM61 96V98H59ZM108 96H110V94L108 95ZM125 96V97H124ZM137 98H136V97ZM139 96H140V100H138L139 99ZM143 96V97H142ZM154 96V97H153ZM156 96H157V98L159 99V100H157L156 99ZM169 96H170V98H172V99H170L169 98ZM55 97H57V98H55ZM63 97V98H62ZM124 97V98H123ZM132 97V98H131ZM135 97V98H134ZM142 97V98H141ZM162 97V98H161ZM174 97H176V98H174ZM228 97V96H227ZM226 97V98H227ZM48 98H50V99H48ZM143 98H145V101H144V99ZM177 98H179V100H176ZM55 99H57V101L55 100ZM161 99V100H160ZM173 99H174V101H173ZM58 100H60V101H58ZM164 100V101H163ZM169 100V101H168ZM227 100V99H226ZM56 101V102H55ZM127 101V102H126ZM140 101V102H139ZM161 101V102H160ZM143 102H144V104H143ZM155 102V103H154ZM163 102V103H162ZM167 102V103H166ZM175 102V103H174ZM177 102H178V104L181 106V108H180V106L177 104ZM139 103V104H138ZM141 103V104H140ZM156 103H158V104H156ZM181 103V102H180ZM65 104V105H64ZM69 104V105H68ZM131 104V105H130ZM146 104V105H145ZM152 104V105H151ZM156 105V107H155V105ZM164 104H166V105H164ZM176 104V105H175ZM56 105V109H57V106ZM64 105V106H63ZM66 105H68L67 106V108L69 107V109L71 108V111L73 110V112H71L69 109H66ZM134 105V106H133ZM143 105V106H142ZM159 105V106H158ZM173 106V108H172V106ZM54 106V105H53ZM136 106H137V108H136ZM145 106V107H144ZM148 107V112L147 111H145L146 110V108ZM154 108H153V107ZM164 106H166L167 107V111L166 110H164V109H166V107H164ZM225 106H226V104H225ZM160 107V108H159ZM175 107V108H174ZM185 107V109L187 110L186 112H187V114H189V116H191L192 117V119H191V117H189L187 114H184V113H186L185 112V110L183 109ZM116 108H119V111H118V109H116ZM131 108V109H130ZM150 108V109H149ZM155 110V111H157V115H156V113H155V111L153 110V109ZM159 108V109H158ZM171 108H172V110H171ZM0 109V110H1ZM55 108H54V110H56ZM138 109V110H137ZM140 109V110H139ZM156 109H158V110H156ZM162 109V110H161ZM176 109H178V110H176ZM182 109V110H181ZM209 109H211V108H209ZM58 110H59V112H61V110H60V108L58 107ZM58 110L57 111H55V112H57V114L59 113L58 112ZM77 110H80L79 112L77 111ZM114 110V111H113ZM134 110V111H133ZM144 112H143V111ZM160 110V111H159ZM202 110V109H201ZM213 110H215V111H213ZM217 110V111H216ZM108 111V112H107ZM141 111H142V113H141ZM152 111H154V114H153V112ZM173 111H175V112H173ZM182 111H184V113H182ZM190 111H192V113L190 112ZM95 112H97V114L95 113ZM99 112V113H98ZM107 112V113H106ZM120 112V113H119ZM135 112V113H134ZM147 112V116H146V114H144V113H146ZM161 114V112H162V114L160 115L159 113ZM167 114H166V113ZM169 112H170V114H169ZM201 112H204V114H205V112H207V116L206 117H204L205 115L204 114H201ZM220 112V113H219ZM227 112H229V114H230V111H228L227 110ZM226 112V113H227ZM90 113H91V115L92 116H90ZM104 113V114H103ZM109 113V114H108ZM110 113H112V114H110ZM129 113V114H128ZM137 113H138V115H137ZM172 113V114H171ZM225 113V115H227ZM56 114V115H57ZM101 114H103L104 116L106 115V117H104L103 115H102V117H101ZM178 114V115H177ZM195 116H193V115ZM212 114V115H211ZM220 114V115H219ZM228 114V115H229ZM3 115V116H2ZM109 115H111V117L109 116ZM124 115V116H123ZM128 115V116H127ZM135 115V116H134ZM150 115H151V117H150ZM158 116V117H156V116ZM163 115H165V116H163ZM187 115V116H186ZM200 115V116H199ZM214 115V116H213ZM98 117V119H96L97 117ZM108 116V117H107ZM119 116V117H118ZM139 116V117H138ZM140 116H142V117H140ZM143 116H145L144 118H143ZM152 116H153V118H155V119H159V121H158V119H157V121L155 120V119H152ZM160 116V117H159ZM164 117V120H166V121H163V122H161V118H162V120H163V117ZM171 116H175V117H171ZM211 116H213L212 117V119H215V120H212V119H209ZM223 116V117H222ZM130 117H131V119H130ZM150 117V118H149ZM165 117L167 118V119H165ZM176 117H178V118H176ZM189 117V118H188ZM197 117V118H196ZM201 117V118H200ZM219 117V118H218ZM221 117V118H220ZM224 117H226V118H224ZM103 118V119H102ZM107 118H113L112 119V121H111V119H107ZM119 118V119H118ZM124 120H123V119ZM134 118H136V120L134 119ZM138 118H140L141 120H140V122H138V123H136V121H137V119ZM143 118V119H142ZM171 118V119H170ZM195 118V119H194ZM199 118V119H198ZM224 118V121H222V120H220V119H223ZM7 119V118H6ZM95 119L96 120H98L97 122L95 121ZM105 119V120H104ZM115 119V120H114ZM126 119V120H125ZM147 119V121H149L150 119V123H148L147 124V121H145V120ZM175 119H177L176 121H175ZM205 119H206V121H205ZM217 119V120H216ZM220 121H219V120ZM91 121V123H89L88 121ZM101 120H103L102 122H101ZM110 120V121H109ZM132 120H135V121H133V123H135V125H133V123H130V121L132 122ZM139 120V119H138ZM200 120H201V122H200ZM129 121V123H127ZM152 121V122H151ZM2 122L0 121V124H2ZM86 124L85 126H84V123ZM122 122H124V123H122ZM160 122H161V124H160ZM178 122H179V124H178ZM206 122V123H205ZM210 122H212V124L210 123ZM72 123V124H71ZM77 123V124H76ZM94 123V124H93ZM107 123V124H106ZM109 123V124H108ZM112 123V124H111ZM121 123V124H120ZM126 123V124H125ZM144 125H143V124ZM163 123V124H162ZM175 123V124H174ZM178 125H177V124ZM181 123V124H182ZM11 123H8V126L10 125ZM96 124V125H95ZM131 124V125H130ZM139 124H140V129L142 130V132H143V134L144 135H142V134H140V133H142V132H140L139 134H136L134 131H133V133H131L130 131H132L133 130V128H134V126L136 127V125H138L139 126ZM150 124V125H149ZM198 124V123H197ZM203 124V125H202ZM205 124V125H204ZM211 124V125H210ZM4 125H5V123H4ZM4 125H0L1 127H0V140H3V139H6L5 137H6V135L3 133L4 131H2L1 132V130H5V133H6V130H8L9 128H10V130H13L14 129V127L13 126H15V129L18 127L16 124H13V126H12V124L9 126V128H8V126L6 127V126H4ZM141 125H143V126H141ZM149 125V126H148ZM153 125V126H152ZM159 125H161L160 127H159ZM164 125V126H165ZM202 125V126H201ZM221 125V126H220ZM70 126V127H71ZM94 126V127H93ZM137 126V127H138ZM168 126H171V125H168ZM201 126V127H200ZM2 127L4 128H6V129H2ZM12 127V128H11ZM111 127V128H110ZM116 127V128H115ZM119 129H118V128ZM183 127V126H182ZM203 127V128H202ZM211 127V128H210ZM8 128V129H7ZM98 128V129H97ZM106 128V129H105ZM111 129V130H109V129ZM149 128V129H148ZM157 128V129H158ZM181 128V127H180ZM123 129H125V130H123ZM132 129V130H131ZM143 129H145V131L143 130ZM146 129H148L147 131H146ZM156 129V130H157ZM97 130V131H96ZM109 130V131H108ZM120 130V131H119ZM153 130V131H152ZM101 131V132H100ZM152 131V132H151ZM163 131V130H162ZM161 131V133H163ZM70 132H71V130H70ZM122 132V133H121ZM145 132H147V134L145 133ZM148 132H151V133H153L152 135H151V133H148ZM130 133H131V135H130ZM135 133V134H134ZM102 134V135H101ZM103 134H105V135H103ZM107 134H109V135H107ZM128 134V135H127ZM150 134V135H149ZM178 134H180V133H178ZM3 135H5L4 137H3ZM137 135H140V137H141V135H142V137L143 138H141L140 139V137L139 136H137ZM210 135H211V133H210ZM223 135V134H222ZM222 135L220 134V136L222 137ZM93 136H94V138H93ZM108 136V137H107ZM131 136V137H130ZM134 136H136V138L134 137ZM144 136L146 137V138H144ZM164 135L162 134V137H163ZM178 136V135H177ZM65 137V138H64ZM113 137V138H112ZM120 137V138H119ZM122 137V138H121ZM124 137L125 138H127V140L126 139H124ZM153 137V138H152ZM161 137V136H160ZM167 137V136H166ZM221 137H220V139H221ZM68 138V139H67ZM75 138V139H74ZM131 138H133L132 140H134V141H132L131 140ZM152 138V139H151ZM164 138H165V136L162 138V140H164ZM214 138V137H213ZM71 139V140H70ZM75 140L74 142L72 141V140ZM77 139H79V140H77ZM98 139V140H97ZM120 139V140H119ZM124 139V140H123ZM130 139V140H129ZM161 139V138H160ZM212 138H210V140H211ZM218 139H219V137H218ZM219 139V140H220ZM67 140V141H66ZM69 140V141H68ZM81 140V141H80ZM119 140V141H118ZM167 140L168 139H166V142H167ZM207 140H209V138L207 139ZM209 140V141H210ZM223 140V141H222ZM224 140H225V137H223V139H221V142H224ZM70 141H72V142H70ZM85 141V142H84ZM104 141V142H103ZM129 141V142H128ZM133 143H132V142ZM217 141V144L219 145V148H221V146H220V144H221V142H220V144L218 143L219 141L218 140H216ZM215 141V142H216ZM91 142V143H90ZM118 142V143H117ZM128 142V143H127ZM137 142H139V141H137ZM214 142V143H215ZM0 143H2L1 141H0ZM6 143H8V144H6ZM66 143V144H65ZM72 143V144H71ZM89 143V144H88ZM94 143V144H93ZM117 143V144H116ZM150 143V142H149ZM153 143H154V141L151 143V144H149V146L150 145H153ZM207 143L209 144V145H207ZM206 143V145L204 146V145H202L203 147H207V146H210L209 148H211V146H214V143L213 142H211V144H210V142H207ZM80 144V145H79ZM88 144V145H87ZM95 144H96V146H95ZM101 144V145H100ZM112 144V145H111ZM170 143H167L166 145H167V149L166 150H173V149H171V145H169ZM216 144V146H218ZM223 144V143H222ZM7 145V146H6ZM9 145V146H8ZM67 145V146H66ZM74 145V146H73ZM114 145H116L115 147L117 148V149H114L113 150V147H114ZM155 145V144H154ZM94 148H93V147ZM108 146V147H107ZM169 146V147H168ZM173 146V145H172ZM6 147H8V148H6ZM100 147V148H99ZM123 147V146H122ZM174 147V146H173ZM3 148V149H2ZM65 148H67V149H65ZM84 148V149H83ZM85 148H88L87 150H85ZM93 149V150H91V149ZM99 148V149H98ZM103 148H105L104 150H103ZM111 148H112V151H113V153H112V151H111ZM157 148V147H156ZM155 148V149H156ZM95 149V150H94ZM131 149H134V147H132ZM154 149V150H155ZM158 149H163V148H158ZM213 149L214 148H211V150L213 151ZM6 150V151H5ZM14 150H16V149H14ZM13 150V151H14ZM18 150V149H17ZM72 150V152H70ZM73 150H75V151H73ZM80 150V151H79ZM88 150H89V152H88ZM108 150V151H107ZM166 150H163L164 152L166 151ZM5 151V152H4ZM66 151H68L67 153H65ZM82 151V152H81ZM97 151H99L98 153H97ZM104 151H106L105 153H104ZM208 151H210V149L208 150ZM71 154H70V153ZM109 152V153H108ZM169 152H173V151H169ZM80 153V154H79ZM110 154L111 153V155H109L108 156V154ZM68 154V155H67ZM83 154V155H82ZM97 154V155H96ZM220 154V153H219ZM80 155V156H79ZM101 155V156H100ZM17 156H22V155H17ZM82 159H81V158ZM106 159H105V158ZM107 157L109 158V159H107ZM5 159V158H4ZM19 159V158H18ZM23 159V158H22ZM86 159V160H85ZM95 159V160H94ZM98 159V160H97ZM122 159V158H121ZM16 160H17V162H16ZM88 160L90 161V162H96V164L94 163H92V166H91V163L90 162H88ZM92 160V161H91ZM108 160V161H107ZM7 160L5 159V162H6ZM78 162V164L79 165H76V162ZM80 161V162H79ZM83 161V162H82ZM87 161V162H86ZM23 162V161H22ZM25 163L27 162V161H24ZM111 162V163H110ZM163 162H164V160H163ZM32 163V162H31ZM99 163V164H98ZM150 163V162H149ZM75 164V165H74ZM133 164H134V166H133ZM151 164V163H150ZM130 165V166H129ZM141 165L143 166V167H141ZM145 165V166H144ZM164 165H165V163H164ZM164 165H162V166H164ZM5 166V167H4ZM76 166V167H75ZM89 166H91V167H89ZM120 167V168H118V169H120L119 170V172H113V171H115L114 169H116L117 167ZM128 166H129V168L131 167V169H129L128 168ZM136 166V167H135ZM139 166H140V168H142L143 170L144 169H146V168H148V170L146 169L145 171H143L142 169H140V170H138L139 169ZM147 166V167H146ZM168 166V165H167ZM4 167V168H3ZM113 167H115V168H113ZM144 167H146V168H144ZM169 167V166H168ZM2 168V169H1ZM74 168H72V169H74ZM90 168V170H88ZM106 167H104V169H105ZM108 168V167H107ZM133 168H135V169H133ZM137 168V169H136ZM75 169V170H76ZM97 169H101V170H103L101 167L99 168H97ZM126 171V172H122V171ZM132 170V171H131ZM135 170V171H134ZM138 170V171H137ZM17 172V175L18 176H15V178L13 177L15 174H16V172ZM99 171V172H98ZM118 171V170H117ZM149 171V172H148ZM152 171V172H151ZM2 172V173H1ZM6 172H8L10 175H13L12 177L15 179H12V177H9V175H8V173L6 174ZM95 172V173H94ZM101 172V173H100ZM111 172H113V173H111ZM131 172H133V173H131ZM185 172V171H184ZM232 172H234L233 174H232ZM15 173V174H14ZM111 173V174H110ZM115 173H117V174H115ZM152 173V174H151ZM156 173V174H155ZM177 173H179V172H177ZM187 175H188V173L187 172H185ZM210 172H205V175H206V177H204V175H203V173L201 174L203 177H204V180L205 179H207L206 181H208V176L209 175H211L213 172H211V174H209ZM236 173V174H235ZM119 174V175H118ZM130 174V175H129ZM134 174H135V176H134ZM141 174H143V176L141 175ZM154 174H155V176H154ZM180 174V173H179ZM182 175H184L185 177H186V174H184V173H181ZM179 175V176H181L182 178H183V180L185 179L184 178V176H182V175ZM237 175V172H235V171H231V176H234V178L233 179H235V175ZM244 174H246V173H244V172H238V175H239V178H238V176H237V178L236 179H239V180H242L241 179V177H244L245 175ZM5 175H6V177H5ZM80 175V174H79ZM86 175V174H85ZM112 175V176H111ZM117 175V176H116ZM122 175V176H121ZM215 176H214V179L216 178V174H214ZM220 175H218L219 177H220ZM8 176V177H7ZM129 176V177H128ZM139 178H138V177ZM154 176V178H152ZM165 176H167V177H165ZM190 176H191V174H190ZM193 176V175H192ZM213 176V175H212ZM230 176V175H229ZM250 176H255L254 174H252V175H250ZM2 177H4V178H6L7 180H10L11 181V179H12V181H11V184H10V181L9 182H7V181H3V179H2ZM84 177H86V176H84ZM102 177V179H100L102 182H103V185L106 183L104 180H106V179H104L103 180V177L104 176H101ZM107 178H108V176H106ZM116 177V178H115ZM123 177V178H122ZM125 177V178H124ZM128 177V178H127ZM132 177V178H131ZM134 177V178H133ZM162 177H165V179L164 178H162ZM188 177V176H187ZM186 177V178H187ZM9 178V179H8ZM18 178V179H17ZM89 178V177H88ZM121 178V179H120ZM147 178H149V180L147 179ZM152 178V179H151ZM167 178V179H166ZM210 178H211V176H210ZM232 178V177H231ZM86 179V178H85ZM114 179V180H113ZM118 179V180H117ZM128 179V180H127ZM141 179H143V180H141ZM147 179V180H146ZM228 179V178H227ZM226 179V180H227ZM18 180V181H17ZM86 180H88V179H86ZM98 181L99 182V184L101 185V187L103 186L102 185V183H101V181ZM132 181V182H130V181ZM145 180V182H147V183H143V181ZM159 180H160V184L158 183L159 182ZM163 180H164V182H167V183H163ZM166 180V181H165ZM216 180H217V178H216ZM13 181H16V182H18V183H16V182H14L13 183ZM91 181V180H90ZM119 181V184L117 183ZM138 181V182H137ZM205 181V183H207ZM243 182H246V181H244V180H242ZM242 181H237V182H240L239 184L241 185V182ZM249 181V180H248ZM4 182H7L6 184H4ZM92 182V181H91ZM95 182V181H94ZM98 182H96V184L97 185H99L98 184ZM128 184H127V183ZM210 182V186H211V179H210V181H208V183ZM224 182V183H223ZM228 182V181H227ZM242 182V183H243ZM3 183V185H1ZM8 183H9V185H8ZM13 183V184H12ZM84 183V182H83ZM90 183V182H89ZM115 183V184H114ZM129 183H130V185L133 187H129ZM132 183V184H131ZM141 183H143V185H144V187L142 186V184ZM207 183V184H208ZM236 183V182H235ZM247 183V182H246ZM248 183H250V182H248ZM248 183L246 184V187H247V185H248ZM19 184V185H18ZM76 184V183H75ZM93 184H95V183H93ZM106 184H108V183H106ZM121 184H122V186H121ZM139 184V185H138ZM166 186H165V185ZM206 184V185H207ZM238 184V183H237ZM236 184V185H237ZM243 184H245V183H243ZM252 184V185H251ZM253 184H256V183H250V185H248V186H250L249 187V189L248 188H244L243 190L244 191H246L247 189L249 190L248 192H250V191H253V186H255V185H253ZM6 185V186H5ZM14 185V186H13ZM89 185H91V184H89ZM134 185H136V186H134ZM162 185L163 186H165V187H163L162 188ZM225 185H226V183H225ZM239 185V188L240 187H242V185L240 186ZM258 185V184H257ZM76 186V187H75ZM95 186V185H94ZM200 187L202 186V184H200L199 185ZM204 186H205V184H204ZM204 186H202V187H204ZM208 186V185H207ZM228 187L230 186V185H227ZM227 186L225 187V189H227ZM231 186H233V185H231ZM8 187V188H7ZM13 189H12V188ZM18 187V188H17ZM71 187V188H70ZM77 187H78V191H77ZM90 187V186H89ZM99 187V186H98ZM115 187V188H114ZM127 187V188H126ZM134 187H136L135 189H134ZM199 187V188H200ZM234 187V186H233ZM237 187H238V185H237ZM257 187V186H256ZM255 187V188H256ZM258 187L260 188V186L258 185ZM17 188V189H16ZM20 188V189H19ZM76 190H75V189ZM94 188H95V190H97V191H95L94 190ZM113 188V189H112ZM132 188V189H131ZM141 188H143V189H141ZM205 188V187H204ZM210 187H208V189H209ZM210 188V189H211ZM232 188V187H231ZM239 188H237L238 190H239ZM243 188V187H242ZM242 188H240V189H242ZM254 188V189H255ZM18 189H19V191H18ZM21 189H22V191L24 190L25 192H22L21 191ZM74 189V190H73ZM80 189H82V190H80ZM90 189V188H89ZM119 189V190H118ZM124 189H127V190H124ZM202 190H203V188H201ZM200 189V190H201ZM208 189H206V190H208ZM17 190V191H16ZM116 190H118V191H116ZM197 190V189H196ZM199 190V191H200ZM215 190V191H214ZM238 190H237V193H244V192H242V190H241V192H240V190H239V192H238ZM258 192H259V189H256ZM4 191H6V192H4ZM9 191V192H8ZM13 191V192H12ZM72 191H73V193H72ZM79 191L82 193V191H83V193L80 195H78L77 193H75V192H78L79 193ZM95 192V193H92V192ZM99 191H100V189H99ZM99 191H98V193H99ZM104 191V192H103ZM121 191V192H120ZM164 191V190H163ZM204 191V193H205V189L203 190ZM229 191L230 190H228V193H229ZM236 191V190H235ZM235 191H233L232 192V190L230 191V194H231V192L232 193H235L236 195H237V197H238V194L235 192ZM257 191L255 192V193H257ZM261 191V190H260ZM16 192H18V193H22V194H19V197L17 196L18 195V193H16ZM88 192V193H87ZM91 192V193H90ZM117 192V193H116ZM124 192H126V193H124ZM131 192V193H130ZM138 192H139V194H138ZM201 192V191H200ZM207 192V191H206ZM247 192V191H246ZM247 192V193H248ZM6 193V194H5ZM76 194V196L75 197H73L75 194ZM110 193V195H108ZM115 193V194H114ZM127 193H129V194H127ZM146 192H143L142 194H145ZM196 193V192H195ZM216 193V192H215ZM214 193V194H215ZM12 194V195H11ZM17 194V195H16ZM88 194V195H87ZM91 195V198L89 199V196ZM100 194H97L96 195V197L99 195L100 196ZM114 194V195H113ZM117 194H119V195H117ZM123 194V195H122ZM130 194H131V196H132V198L133 199H131V196H130ZM135 194H137V196L135 195ZM150 194V193H149ZM225 195L226 193H221V195ZM235 194H232V195H234L235 196ZM260 194V193H259ZM87 195V197H85ZM108 195V196H107ZM112 195V196H111ZM121 195V196H120ZM127 197H126V196ZM146 195H148V193L146 194ZM194 195V194H193ZM223 195H222V197H223ZM227 195V194H226ZM231 195V196H232ZM251 195H254V194H251ZM257 195V196H256ZM255 195V197H254V202H255V198H257L258 196H260V195H258V193ZM2 196H4L3 197V199H2ZM14 196V197H13ZM22 196H24V195H22ZM85 197V198H83V197ZM93 196H94V198H93ZM116 196V197H115ZM117 196H118V198H117ZM120 196V197H119ZM143 196V195H142ZM149 196V198L148 199H150V195H148ZM147 196V197H148ZM197 195H195V197H196ZM230 197L231 199L233 198V199H235V197ZM241 196L243 197V194L242 195H239V200L241 199ZM249 196V194L247 195V197ZM18 197V198H17ZM73 197V198H72ZM109 197V198H108ZM186 197H187V199H186ZM216 197H217V194H216ZM221 197V196H220ZM226 197V196H225ZM224 197V198H225ZM246 197V198H247ZM21 200H20V199ZM75 198V199H74ZM76 198L78 199L79 198V201L78 200H76ZM82 198L83 199H85L84 201L82 200ZM93 198V199H92ZM99 198H101V199H99ZM105 198H106V200H105ZM124 198V199H123ZM126 198V199H125ZM189 198V199H188ZM194 198V197H193ZM211 198H213V200H211ZM11 199V200H10ZM16 199V200H15ZM87 199H89V200H91V201H94L93 203H91V201H88ZM108 199V200H107ZM119 199V200H118ZM194 199H196V198H194ZM228 200V196H227V198H225V201H227ZM9 200V201H8ZM28 200L30 201V202H28ZM68 200V201H69ZM87 200V201H86ZM103 200H105V202L103 201ZM130 200H131V203H130ZM133 200V201H132ZM207 200V201H206ZM210 200V201H209ZM218 200L220 201V200H224V199H222V198H220L219 199V197H218ZM230 200V199H229ZM228 200V201H229ZM237 200V198L235 199V202H237L236 201ZM242 200V199H241ZM243 200H245V199H243ZM242 200V201H243ZM247 200H250L249 199V197H248V199ZM12 201V202H11ZM27 201V202H26ZM42 201H44V202H42ZM67 201V200H66ZM121 201V202H120ZM124 201V202H123ZM136 201V200H135ZM204 201L205 202H207V203H205V206L203 205V204H200V203H204ZM231 201H233V200H231ZM242 201H239V202H241L242 204H243V202ZM252 201V200H251ZM14 202V203H13ZM95 202H96V204H95ZM210 202H211V206H209V208L211 207V210L213 211V209H212V206H214V205H216L217 207L215 208V212L217 213V211H218V213L216 214L215 212L213 213L212 212V215L213 216H209L208 214H209V212L207 213V219H206V214H203V216L202 217H204V215H205V217L204 218H202V217H200L202 214L201 213H199L200 214V216L199 215H197L198 214V212H201L202 210L205 212V209L206 208H208V205H210ZM221 202V201H220ZM224 201H222L221 203H223ZM230 202V201H229ZM229 202H227V203H229ZM234 202V201H233ZM232 202V203H233ZM245 203H248L249 201H244ZM257 202L258 203H256V207L260 210V208H261V206H262V203H261V201H259V197H258V199H257ZM45 203V204H44ZM54 203V204H53ZM61 203V204H60ZM67 203V204H66ZM152 203V204H151ZM154 203V204H153ZM214 203V205H212ZM226 203V202H225ZM238 203V202H237ZM252 203H253V201H252ZM11 204V205H10ZM40 204V205H39ZM44 204V205H43ZM53 204V205H52ZM66 204V205H65ZM69 204V205H68ZM151 204V205H150ZM155 204H157V205H155ZM188 204V205H187ZM208 204V205H207ZM248 204H250V203H248ZM63 205V206H62ZM109 205V206H108ZM138 205V206H137ZM206 205H207V207H206ZM223 205H224V203H223ZM235 205V204H234ZM239 205L240 204H238V208H239ZM244 205V204H243ZM243 205H241V206H243ZM16 206H18L17 208H16ZM45 206H47V207H45ZM56 206L57 207H69L70 209H71V212H69V216L70 217H68V218H70L69 220H68V218L67 217H64V214L62 215V216H57V217H55L56 216V214H52L51 213V211L50 210H52V211H54V209H56ZM89 206V207H88ZM102 206V207H101ZM118 206V207H117ZM197 206H200V208L199 207H197ZM203 206L205 207V208H203ZM236 206V205H235ZM234 206V208H237V207H235ZM246 206V205H245ZM248 206V205H247ZM254 206V205H253ZM260 206V207H259ZM9 207H11V209L9 208ZM14 207V208H13ZM41 207V208H40ZM45 207V208H44ZM51 207V208H50ZM55 207V208H54ZM84 207V208H83ZM176 207V208H175ZM180 207V208H179ZM182 207L184 208V209H182ZM215 207V206H214ZM221 207H223L222 209H223V212H224V216H222V214H220L221 213ZM9 208V209H8ZM38 208V209H37ZM110 208V209H109ZM155 208H157V210L155 209ZM169 208L171 209L170 211H169ZM175 208V210H173ZM203 208V209H202ZM250 208V207H249ZM263 208V207H262ZM1 209H3L2 211H1ZM17 211H16V210ZM40 209V210H39ZM44 209V210H43ZM46 209H50L49 211V213L47 212L48 210H46ZM58 209V208H57ZM73 209V210H72ZM96 209V210H95ZM109 209V210H108ZM147 209V210H146ZM148 209H150V210H148ZM155 209V210H154ZM178 209V210H177ZM189 209V210H188ZM191 209H193V211L194 210H196V212H197V214L196 215H192L191 216V214H195V213H191ZM200 209H202V210H200ZM241 209H243V208H240V210ZM251 209H253V208H251ZM251 209H250V211H251ZM256 208H255V206H254V211H256L255 210ZM14 210H15V212H14ZM34 210V211H33ZM42 210V211H41ZM74 210H76L77 211V213L76 212H74ZM85 210V211H84ZM152 210V211H151ZM181 210V211H180ZM191 210V211H190ZM208 210V209H207ZM237 211V209H236V211L237 212H241L242 213V210L241 211ZM246 210H248V207H247V209ZM246 210H245V212H244V209H243V216L245 217V215L247 216L248 215V212L250 213V211H247V214H246ZM7 211V212H6ZM20 211V212H19ZM44 211V212H43ZM91 211V212H90ZM176 211V212H175ZM188 211V212H187ZM203 211H202V213H203ZM219 211H220V213H219ZM235 211V210H234ZM254 211L252 212L253 214H254ZM11 212V213H10ZM13 212V213H12ZM16 212H18V213H16ZM24 212V213H23ZM55 212V211H54ZM87 212H88V214H87ZM105 212V213H104ZM149 212V213H148ZM181 212H183V213H181ZM236 212V213H237ZM260 212H262V211H260ZM21 213V214H20ZM70 213L72 214V215H70ZM76 213V215H74V214ZM90 213V214H89ZM189 214V215H186V216H182V215H185V214ZM210 213H211V211H210ZM257 213V214H256ZM256 217L258 218V213H259V211L257 212L256 211ZM2 214V215H1ZM12 214V215H11ZM16 216V218H15V216ZM19 214V215H18ZM35 214V215H34ZM45 214V215H44ZM47 214H48V216H47ZM51 214V215H50ZM86 214V215H85ZM97 214V215H96ZM113 214V215H112ZM150 214V215H149ZM181 216H180V215ZM218 214H220V216H222L221 217V219H220V221L222 222L223 221V223L221 224L220 223V221H219V223H218V221L216 220V218L219 216ZM237 214H239V213H237ZM245 214V215H244ZM253 214H252V216H253ZM5 215V216H4ZM74 215V216H73ZM116 215V216H115ZM211 215V214H210ZM214 215H217V217L215 218V220H216V223H215V221L213 222V223H215V224H217V226H214V224L212 223V222H209V221H211V218L210 217H214ZM227 215V216H226ZM229 215H232L231 217L229 216ZM241 215V214H240ZM239 215V216H240ZM250 215H251V213H250ZM261 214H259V216H260ZM8 216V217H7ZM11 216V217H10ZM24 216V217H23ZM27 216V217H26ZM36 218H35V217ZM42 216V217H41ZM47 216V217H46ZM72 216V217H71ZM105 216V217H104ZM136 216V217H135ZM219 216V217H220ZM229 216V217H228ZM237 216V218H238V215H236ZM236 216H235V219H236ZM262 217H263V215H261ZM5 217V218H4ZM14 217V218H13ZM17 217H18V219H17ZM45 219H44V218ZM53 217H55V218H53ZM59 217H61V219L59 218ZM65 219H64V218ZM149 217V218H148ZM195 217V218H194ZM198 217H199V219H198ZM219 217H218V219H219ZM240 217H242V215L240 216ZM250 217V220H251V223L253 224V226H254V224L255 223H253V220H254V218H255V215L253 216V218H251V216H249ZM262 217H260V219H262L261 221H263V218ZM33 218V219H32ZM39 219L38 221L36 220V219ZM58 218V219H57ZM92 218V219H91ZM180 218V219H179ZM198 220H197V219ZM200 218H202V220L200 219ZM210 218V219H209ZM227 218V219H226ZM256 218V221H254V222H256V223H258V221L257 220H259V218L257 219ZM9 219H11L12 221H11V223H12V229L13 228H15V229H11V223L9 222L10 220ZM25 219V220H24ZM29 219V220H28ZM39 223V224H37V222L35 221V220ZM40 219H41V221H40ZM48 219V220H47ZM51 219V221H49ZM225 221H224V220ZM234 219V218H233ZM234 219V221H232V222H234L235 223V225H233V226H241L242 227V225H243V223L245 222V223H247L248 225H249V221L247 220L248 218H243L244 220H247V221H244L243 219V223H236V222H240V221H236ZM13 220H15V221H13ZM54 220V221H53ZM56 220H58L57 222H56ZM68 220V221H67ZM165 220V221H164ZM206 220V221H205ZM212 220H214V218L212 219ZM241 220V219H240ZM241 220V221H242ZM23 221H24V223H23ZM26 221V222H25ZM34 221L36 222V223H34ZM48 221V222H47ZM127 221V222H126ZM231 221V220H230ZM261 221H259V223L261 222ZM21 222V223H20ZM30 222H31V224H30ZM44 222H46V223H44ZM113 222V223H112ZM136 222V223H135ZM159 222V223H158ZM201 222V223H200ZM208 222H209V224L212 226V227H209L210 225L208 224ZM232 222H230V223H232ZM6 223V224H5ZM7 223H8V225H7ZM15 223V224H14ZM17 223H18V225H17ZM28 223V224H27ZM33 223V224H32ZM43 223V224H42ZM64 223V224H63ZM90 223V224H89ZM105 223V224H104ZM229 223V221L226 223H224L223 225H227ZM234 223H232V224H234ZM258 223V224H259ZM262 223H264V222H262ZM1 224H2V226H1ZM4 224H5V226H4ZM21 224H22V227H21ZM25 224V225H24ZM37 225V229L38 230H36V229H34V227H36V225ZM48 226H47V225ZM58 224H60V226L62 227H59V225ZM113 224V225H112ZM124 224V225H123ZM206 224H208V225H206ZM231 224V225H232ZM242 224V225H241ZM251 224V225H252ZM258 224H255L256 226H255V228H254V230L255 231H258V230H260L261 231V229H259L258 228V230H257V226H258ZM14 225V226H13ZM17 225V226H16ZM29 225H31V227L33 228V230H32V228H31V230H29L30 228V226ZM42 225V226H41ZM58 226V228H57V230H56V227ZM139 225V226H138ZM196 225H198L197 227H196ZM230 225V224H229ZM248 225H245L244 224V226H248ZM260 225H261V223H260ZM259 225V227H261V228H264V226L262 227V225L260 226ZM7 226V227H6ZM27 226V227H26ZM38 226H40L39 228H41L42 227V229H39L38 228ZM50 227V228H48L47 229V227ZM64 226H66V227H68V228H66V227H64ZM202 226V227H201ZM220 226H218L217 227V230L219 231V227ZM228 226V225H227ZM233 226H232V229H233ZM239 226V227H240ZM244 226H243V229H244ZM19 227V228H18ZM26 227V228H25ZM64 227V228H63ZM95 227V228H94ZM162 227V228H161ZM206 227V228H205ZM211 229H209V228ZM222 227V226H221ZM229 228L231 227V226H228ZM228 227H226V228H228ZM234 227V231H236V228ZM239 227H238V230H239ZM240 227V228H241ZM251 227V226H250ZM2 228H4V229H2ZM23 228V229H22ZM25 228V229H24ZM43 228H45V229H47L48 231V233L47 232H45V229H43ZM166 228V229H165ZM189 228H190V230H189ZM192 228H194V230L192 229ZM204 228H205V230H204ZM212 228L214 229V230H212ZM223 228V227H222ZM225 228V227H224ZM223 228V229H224ZM225 228V229H226ZM2 229V230H1ZM51 229H52V231H51ZM60 229V230H59ZM77 229V230H76ZM96 229V230H95ZM199 229V230H198ZM221 229V228H220ZM231 229V228H230ZM243 229L241 228V232H239V233H242L243 232ZM250 229V228H249ZM4 230V231H3ZM18 230V231H17ZM23 230V231H22ZM24 230H25V232H24ZM35 230L36 231H38V233L36 234L35 233ZM114 230V231H113ZM205 231V232H202V231ZM222 230V229H221ZM2 231V232H1ZM33 231L34 233L32 234L31 232ZM41 231V232H40ZM43 231V232H42ZM51 231V232H50ZM54 231V232H53ZM58 231H60V232H58ZM198 231H199V233H198ZM223 231V230H222ZM225 232H226V230H224ZM228 231H229V229H228ZM228 231H227V237H229L228 236ZM231 232H232V230H230ZM229 231V232H230ZM251 231H253V229L251 230ZM17 232V233H16ZM106 232V233H105ZM121 232V233H120ZM197 232V233H196ZM214 232V233H213ZM220 232V231H219ZM219 232H217V234L219 233ZM230 232V233H231ZM259 232V231H258ZM258 232H256V234H260V232L258 233ZM10 233V234H9ZM14 233V234H13ZM22 234V235H18V234ZM168 233V234H167ZM194 233V234H193ZM196 233V234H195ZM210 233V234H209ZM214 234V236H213V234ZM223 233V232H222ZM229 233V234H230ZM252 234H255L254 233V231L253 232H251ZM16 234V235H15ZM204 234V235H203ZM219 234H221V232L219 233ZM235 234H237L238 235V233H235ZM242 234H244V233H242ZM242 234H240V235H242ZM262 234V233H261ZM160 235V236H159ZM208 235V236H207ZM232 236H233V234H231ZM240 235H238V236H236V235H234V236H236L237 237V239L235 238V237H233V239L235 238L236 240H238V238H239V240L241 239V238H243V236H240ZM76 236V237H75ZM127 236V237H126ZM131 236V237H130ZM141 236V237H140ZM215 236H217L218 237V242L217 241H215V239L216 238H214ZM226 236V235H225ZM232 236H230V238H232ZM70 239V240H69ZM137 239V240H136ZM211 239H212V241H211ZM214 239V240H213ZM221 241H220V240ZM59 240V241H58ZM86 240V241H85ZM214 241V242H213ZM220 241V242H219ZM55 242V243H54ZM154 242V243H153ZM202 242H204V244L202 243ZM224 242V241H223ZM222 242V245H224V244H226V243H223ZM53 243V244H52ZM203 245H202V244ZM212 243V244H211ZM213 243H214V245L215 246H212L213 245ZM2 244V245H1ZM144 244V245H143ZM200 244V245H199ZM16 245V246H15ZM75 246V247H74ZM100 246V247H99ZM202 246V247H201ZM225 246V245H224ZM114 247V248H113ZM213 247L215 248H218L219 250H217V249H213ZM228 247V246H227ZM90 248V249H89ZM48 249V250H47ZM79 249V250H78ZM85 249V250H84ZM145 249V250H144ZM59 250V251H58ZM71 250V251H70ZM102 252H101V251ZM110 250H112V251H110ZM225 250V251H224ZM230 250V251H229ZM18 251V252H17ZM173 251H175V252H173ZM49 252V253H48ZM101 252V253H100ZM133 252V253H132ZM71 253V254H70ZM79 253V254H78ZM84 253H85V255H84ZM249 253V252H248ZM259 253H261V252H259ZM258 253V254H259ZM58 254V255H57ZM74 254V255H73ZM97 254V255H96ZM233 254V255H232ZM237 254V255H236ZM263 254V253H262ZM116 255V256H115ZM212 255V256H211ZM240 255V257L239 258H237V256H239ZM247 255V254H246ZM261 254H259L258 256H260ZM79 256V257H78ZM93 256V257H92ZM119 256V257H118ZM235 256V258H233ZM69 257V258H68ZM71 257V258H70ZM77 257V258H76ZM232 257V258H231ZM31 258V259H30ZM231 258V259H230ZM113 259V260H112ZM154 259V260H153ZM233 259H234V261H233ZM82 260V261H81ZM88 260V261H87ZM243 260V261H242ZM128 261V262H127ZM191 261V262H190ZM233 263H232V262ZM237 261H238V263H237ZM190 262V263H189ZM204 262V263H203ZM234 262H236V263H234Z\"/></svg>",
    "mask_w": 264,
    "mask_h": 264
},
{
    "label": "bare ground",
    "instance_id": "obj_2",
    "mask_svg": "<svg viewBox=\"0 0 264 264\" xmlns=\"http://www.w3.org/2000/svg\"><path fill=\"white\" fill-rule=\"evenodd\" d=\"M6 1V0H5ZM4 0L3 1H1L2 3L3 2H5ZM47 1H49V0H12V1H10L12 4H14V6H18L19 7V9L20 10H24V8L25 7H27V6H41V7H45L44 6V4L46 5V3H47ZM94 1H96L95 3H94ZM108 2L110 1V0H107ZM114 1V0H113ZM123 0H121V1H117V3L118 2H122ZM141 0H139L138 2H140ZM149 1V0H148ZM165 1V0H164ZM164 1H158V0H156V2H155V0H154V2H153V0H150L149 1V3L151 2L152 4L153 3H155V7L154 6H152L153 8H155V9H159V10H157V13H156V10L155 9H153V11L155 10V12L154 13H156L155 14V18L156 17H160V15H163V16H161L162 18H164L165 16H166V14H168L169 15V13H170V17L169 18H172L171 17V14L172 13H175V15H176V18H177V20H176V22H178L177 23V25L179 24V27L178 26H175V25H173V26H171L172 27V29H173V27H174V29H177L178 28V31H177V33L180 31V33H182V35H180V33L178 34L179 36H181V40H182V42L184 43V38H186V31H188V32H190V34H191V37H192V33H193V29L194 28H191L190 29V27H194V26H197V27H199V28H195L194 30V36L195 37H197L196 36V34L199 36H201L202 34H199L200 32H196V30H198V31H200L201 30V28L200 27H202V26H200L201 24L202 25H204V24H209L208 25V29H209V26H212L213 27V25L211 24L210 25V23H209V21H211V20H209L208 21V19L210 18L209 17V15H211L212 13V11L210 12V14H208V16L207 17H209L207 20H205V18H207L206 16H205V13L207 14V12H209V10H210V7H211V10H214V9H212V6L214 7V8H216L217 6H219L218 4H217V6H216V2H217V0H216V2H215V0H210V2H211V4L209 3V0H207L208 1V4H207V1L206 2H204L205 0H197V2H196V0H181V1H178V0H174L175 2H176V4L174 3V1H173V3L170 1V0H167V1H165L166 3L164 4ZM179 2V4H178V2ZM184 1H186V2H184ZM202 1V2H201ZM227 1V0H226ZM226 1H225V4H226ZM240 1V0H239ZM250 1H253V0H250ZM257 1V0H256ZM262 1V0H261ZM7 2H8V0H7ZM7 2H5V3H7ZM69 2V3H68ZM68 2H67V5H66V9H67V11H66V14L65 15H67L69 18H70V20H72V22H74V24H80V23H83V17H84V14H80L81 13V11H80V13H79V11L78 10H80L82 7H84V6H87V7H90L91 9H92V11L94 10L95 11V9H94V7H92V5L94 4L95 6H96V4L99 2H101V1H98V0H68ZM128 3V5L129 6H133V7H135V5H136V7H139L138 6V4L140 5V3H138L137 2V0H136V4H133V5H130L129 4V2L132 4V3H135V0H124L123 1V3H124V5L126 4L127 5V3ZM157 2H159V3H157ZM163 2V3H162ZM205 4H204V3ZM215 2V4H212V3H214ZM220 2V1H219ZM222 2V1H221ZM221 2H220V4H221ZM230 3H231V1H229ZM228 2V3H229ZM235 2V1H234ZM237 2V1H236ZM242 2H243V0H242ZM260 2V1H259ZM2 3H0V4H2ZM51 2H48V4H50ZM57 3V2H56ZM102 3H103V0H102ZM104 3H106V5L108 4L107 2H106V0L104 1ZM103 3V4H104ZM147 4L146 5V7L148 8V2L145 0L144 1V3L143 2H141V7H142V5L143 4ZM162 3V4H161ZM170 3H172L173 5H175V6H172ZM181 3V4H180ZM198 3V4H197ZM200 3H201V5H200ZM202 3H203V6H202ZM241 3V2H240ZM245 3V2H244ZM250 3H252V2H250ZM264 3V2H263ZM42 4V5H41ZM47 4V5H48ZM51 4H53V5H55L54 3H51ZM156 4H158V5H156ZM164 4V5H163ZM167 4H169V6L171 7V8H169L168 6L167 7H165ZM207 4V6H204V5H206ZM210 4V5H209ZM223 4V3H222ZM222 4H221V6H222ZM224 4V8H225V5ZM234 4V3H233ZM232 4V5H233ZM247 4H249V3H247ZM252 4H254V3H252ZM251 4V5H252ZM257 4V3H256ZM58 5V4H57ZM100 5H102V4H97V8H98V6L100 7ZM117 5V4H116ZM118 5H121V4H118ZM159 5L161 6V7H159ZM163 5V6H162ZM184 5H186V6H184ZM197 5H199V6H197ZM209 5V6H208ZM232 5H230V6H232ZM250 5V6H251ZM1 6V5H0ZM49 6V5H48ZM56 6V5H55ZM82 6V7H81ZM108 6V8H110L109 6H112V5H107ZM149 6H150V4H149ZM177 6V7H176ZM193 6H194V8H193ZM216 6V7H215ZM228 6V5H227ZM229 6V7H230ZM250 6H248V8L250 7ZM256 6V7H255ZM254 6V10L252 9L253 7L251 6L250 8H249V10H250V13L248 12L247 14H249V15H251V13H252V15L254 14L255 16H257V11L259 10V9H261V8H259V6L258 5H255ZM257 6H258V10H256L255 8H257ZM49 7H51V6H49ZM87 7H84V8H87ZM95 7V8H96ZM113 7L114 8H117V6H115V4L113 5ZM120 7H122V9H124L125 10V8L127 9V7L125 6H123V4L120 6ZM119 7V9H121ZM124 7V8H123ZM141 7L140 8H134V9H136V11L133 9L132 10V12L133 11H135V12H137V10L138 9H141ZM143 7H145V5H143ZM145 7V8H146ZM159 7V8H158ZM172 7H173V9L175 10V12H174V10L172 9ZM198 7H201V8H198ZM220 7V6H219ZM223 7V6H222ZM229 7H226V9H224V10H226V12H224V10H223V13H226L227 15H228V12H227V10H229ZM244 7V6H243ZM262 7V6H261ZM14 8V7H13ZM39 8V7H38ZM90 8H88V10L90 11ZM100 8H101V10H100ZM100 8H98V10H100V11H102L103 13H105V14H111L112 12V10L114 11L115 9H112L111 8V11H110V9L108 10V8H107V10L108 11H110V13H106V12H104L103 10H102V6L100 7ZM104 8H106V6L104 7ZM103 8V9H104ZM130 8V7H129ZM145 8H142V10H141V12L143 11L144 12V10H145ZM146 8V9H147ZM189 8H192V9H189ZM195 8H197L198 9V12L202 15H204V17L202 16H199V18H198V15L199 14H197L198 12H196V13H193L192 11H197ZM207 8H208V11H207ZM218 8V7H217ZM228 8V9H227ZM235 8V7H234ZM234 8L232 7V12L233 11H236V10H234ZM241 8V7H240ZM7 9V8H6ZM12 9V8H11ZM41 9V8H40ZM39 9V11H41V12H44L45 10L44 9H41L40 10ZM163 10V11H165L166 9H168V10H166L167 12H166V14H165V16H164V13H163V11H161L160 12V10ZM165 9V10H164ZM169 9H172L173 10V12L172 11H170ZM187 9H189V10H187ZM223 8H218V9H215V10H222ZM12 10H14V9H12ZM32 10V9H31ZM30 10V11H31ZM35 10V9H34ZM52 10V9H51ZM83 10V9H82ZM86 10V9H85ZM87 10V11H88ZM97 10V9H96ZM97 10V11H98ZM117 10V9H116ZM124 10H123V12H124ZM130 10V9H129ZM192 10V11H191ZM242 10V9H241ZM246 10H248V9H246ZM264 10V9H263ZM262 10V11H263ZM36 11V10H35ZM38 11V12H39ZM50 11V10H49ZM54 11V10H53ZM55 11H56V9H55ZM61 11V10H60ZM86 11V12H87ZM87 12V13H85V14H87L86 16H88L89 14V17H88V20L90 19V17H92L91 16V13L90 12ZM91 11V12H92ZM96 11V12H97ZM100 11H99V14H100ZM121 11V10H120ZM140 11V10H139ZM187 11H189L191 14H192V17H191V14L189 13V12H187ZM230 11V10H229ZM261 11V10H260ZM38 12H37V14H38ZM46 12V11H45ZM96 12H95V14H96ZM117 11H115V12H113L112 14H115ZM122 11H121V13H123ZM152 12V11H151ZM151 12H150V14H151ZM169 12V13H168ZM172 12V13H171ZM189 14L188 16H190L191 18H189L188 16H187V13ZM231 12V11H230ZM238 12V11H237ZM259 12V11H258ZM24 13V12H23ZM23 13H22V11L20 12V11H18V16H14L13 17V15H15L14 14V11H10L9 9H7V10H5L4 9V11L3 12H1L0 11V19L2 18V19H4V21L5 22H8V21H6L5 19H8L9 17V21H10V19H11V21L12 20H15L16 18L18 19V21H13L14 23H12L11 21V24L10 25H8V31L7 32H9L8 33V35H14V37H15V33H17L18 31H20V30H22V28L23 27H26L27 26V24L25 23V22H27V21H29L30 23H37L36 21L37 20H34V19H38V18H40V17H38V18H36V16H35V18H32L31 16H29V15H23ZM58 13H61V12H58ZM103 13H101V14H103ZM118 13L119 12H117L116 14L118 15ZM120 13V15H122ZM127 13H128V11H127ZM130 13V12H129ZM129 13L127 14V17L124 15V13H123V17H126L127 19H128V15H129ZM134 13V12H133ZM139 13V15H141L142 13H140V12H138ZM137 13V14H138ZM186 13V14H185ZM213 13H215L214 11H213ZM221 13H222V11H221ZM222 13V14H223ZM239 13V12H238ZM244 13V12H243ZM260 13V12H259ZM24 14H26V13H24ZM42 15H46V14H48V11H47V13H45V14H43V13H41ZM62 14H63V12H62ZM62 14L61 15H59L58 14V16H62ZM93 15L94 17H96L97 18V16L96 15ZM98 14V13H97ZM111 14V15H112ZM125 14H126V11H125ZM136 13H134V15H133V17L135 16H137V14L135 15ZM149 14V15H150ZM153 14V13H152ZM159 14V15H158ZM195 14H197V16H195ZM219 14V13H218ZM230 14V13H229ZM242 14V13H241ZM53 15V14H52ZM54 15H55V13H54ZM104 15V14H103ZM103 15H101V17L103 16ZM184 15H185V17H187L186 18V20H185V17H184ZM215 15L217 16V14L215 13ZM224 15V14H223ZM232 18H234V14L232 13ZM240 14H238V16H239ZM243 15V14H242ZM245 15H246V11H245ZM39 16H41V15H39ZM100 16V15H99ZM119 16V15H118ZM130 17L132 16V15H129ZM142 16V15H141ZM151 16H153V15H150L149 17H150V19H151ZM197 17V19H196V21L198 22V23H200V18H202V19H204L205 20V22H207L208 21V23H202V20H201V24H199V25H196V23L194 22L195 21V17ZM236 16V15H235ZM34 17V16H33ZM41 17H43V16H41ZM47 17V15L45 16V18ZM94 17H93V19H94ZM101 17H98V19L99 18H101ZM105 17V16H104ZM111 17V16H110ZM115 17L118 19V17L115 15ZM114 17V18H115ZM120 17H122V16H120ZM140 17V16H139ZM135 18L136 20L137 19H141L142 20V17L141 18ZM148 17V18H149ZM158 17V18H159ZM160 17V18H161ZM183 17V18H182ZM193 17H194V19H193ZM214 17V16H213ZM213 17L211 16V19L213 20ZM221 17V16H220ZM230 17H231V15H230ZM237 17V16H236ZM235 17V18H236ZM243 17V16H242ZM259 17V16H258ZM61 18V17H60ZM59 18V19H60ZM69 18H68V21L67 22H70V20H69ZM106 18H108V21L110 20L109 19V17H107L106 16ZM113 18V19H114ZM115 18V19H116ZM153 18H154V16H153ZM161 18V19H162ZM175 17H173L172 19L175 21V19H176ZM189 18V19H188ZM216 18H219V16L218 17H216ZM227 18V17H226ZM234 18V19H235ZM238 18V17H237ZM239 18H240V16H239ZM257 18V17H256ZM256 18H255V20H256ZM260 19L262 18V19H264L262 16L261 17H259ZM259 18H258V20H259ZM33 19V20H32ZM41 19H43V18H41ZM58 19V18H57ZM56 19V20H57ZM62 20H63V18H61ZM61 19H60V21H61ZM66 19V18H65ZM102 19V18H101ZM97 20V22L98 23H100V25L98 24V23H95L96 21H95V19L93 20V21H95L92 25H93V27L95 28V26H94V24L96 25V24H98L100 27H102L101 26V21L103 20ZM105 19V18H104ZM112 19V20H113ZM121 19V18H120ZM166 19V18H165ZM190 21V20H192L194 23H195V25H194V23L192 24L191 22H189L188 20ZM234 19H232V20H234ZM241 20H242V18H240ZM27 20V21H26ZM44 20V19H43ZM43 20L42 21H40V19H39V21H38V23H42L43 22ZM48 20V19H47ZM53 20V19H52ZM106 20V19H105ZM105 20H103V21H105ZM111 20V21H112ZM124 20H125V18H124ZM129 21H130V18L128 19ZM132 21H133V18L131 19ZM140 20V21H141ZM147 20V19H146ZM160 20V19H159ZM164 19H162L161 20V23L163 24V22H168L169 23V21L167 20V21H163ZM170 20V19H169ZM172 20V21H173ZM182 20V21H181ZM199 20V21H198ZM85 21H86V24H88V26H90V24L89 23H91V22H87V20L85 19ZM107 21V20H106ZM107 21V22H108ZM115 21V20H114ZM114 21H112V22H114ZM126 21V20H125ZM124 21V22H125ZM131 21V22H132ZM173 21V22H174ZM180 21V22H179ZM187 21V22H186ZM260 21H263V20H260ZM0 22H1V20H0ZM2 22H3V20H2ZM23 22H24V24L26 25V26H23ZM49 22V21H48ZM54 22V21H53ZM63 22V21H62ZM61 22V23H62ZM66 22V23H67ZM110 22V21H109ZM107 23V26H109V29L111 28L112 30L114 29V28H112V27H115V26H112L111 24H113V23ZM139 22V21H138ZM142 22V21H141ZM150 22V21H149ZM173 22H171V24H173ZM176 22H174V23H176ZM183 22H186L185 24L187 25V27L188 28H185L184 26H186ZM204 22V21H203ZM212 22V21H211ZM222 22H223V20H222ZM222 22H221V25H222ZM264 22V21H263ZM22 23V24H21ZM29 23V24H30ZM47 23V22H46ZM57 23V22H56ZM118 23H119V25H117L118 27L119 26H123V24H121L120 25V22L118 21ZM123 23V22H122ZM126 23H127V21H126ZM125 23V24H126ZM130 23V22H129ZM129 23H127V26H129L128 24ZM135 23H136V21H135ZM154 23V24H153ZM153 23H150V24H153L152 25V27L154 26L155 27V25L158 23H160L159 21H157V18H156V23L155 22H153ZM180 23H183L184 25H182V24H180ZM188 23V24H187ZM190 23H191V25L192 26H190L189 27V25H190ZM197 23V24H198ZM220 23V22H219ZM251 23V24H250ZM250 25L251 26H254L253 24H258L259 26V28L258 27H251L252 29H253V31L256 29V28H258V31H257V29L255 30V34H256V31L257 32H259V33H261L262 35H260V38H264V33H262L264 30H262V28H261V26L263 27V23L260 25L258 22H257V20L256 21H250ZM253 23V24H252ZM45 24V23H44ZM51 24V23H50ZM74 24H72L73 26H76V25H74ZM85 24V25H86ZM103 24V23H102ZM106 24V23H105ZM104 24V25H105ZM109 24V25H108ZM115 24V23H114ZM113 24V25H114ZM125 24H124V26H125ZM133 26H135L136 27V25L135 24H133V23H131ZM137 24V23H136ZM142 24V23H141ZM147 24H149V23H146V25ZM167 24V23H166ZM165 24V25H166ZM224 24H226L225 22H224ZM1 26H0V28H2V25L4 26V24H0ZM56 25H58V24H56ZM63 25V24H62ZM67 25H71V22L69 23V24H66V27H67ZM83 25H84V23H83ZM98 25H97V27H98ZM182 25V26H181ZM217 25V24H216ZM226 25H229V23L228 24H226ZM6 26V25H5ZM4 26V27H5ZM51 26V25H50ZM49 26V27H50ZM64 26V25H63ZM69 26H68V28H69ZM107 26H104L105 28H107ZM116 26V27H117ZM140 25H138L137 24V27H139ZM151 26V25H150ZM167 26V25H166ZM170 25H168L167 27H169ZM181 26V27H180ZM225 26V25H224ZM223 26V27H224ZM248 25H246V28L247 29H250L249 27H247ZM34 27V26H33ZM42 27H44V26H42ZM46 27H48L47 25H46ZM59 27V26H58ZM77 27V26H76ZM78 27H79V25H78ZM77 27V29H79ZM80 27H81V24H80ZM86 27V26H85ZM92 27V28H93ZM104 27H103V29H102V31H100V30H98V28H93V30H92V32L87 36H84V31H83V36L86 38H88V39H90V41L92 42H95V44H91V43H88V42H86V43H80V42H84V37L83 38H81L79 41L80 42H76V41H74V42H76L77 44L75 45V46H70L69 44H72V42L71 41H69V42H71V43H65V41L64 42H62V41H58L57 43L55 42V44H52L53 43V39L50 41V42H47V43H42V47H40V45H38V41L36 42V40H34L35 42V47H34V45L33 46H31L32 44H34L33 43V41H31V45L29 44V43H25L24 41L23 42H21V41H17V40H20V36L18 37V39H16V44L15 45H17L16 47H14L13 45H11L10 44V47H9V50L11 51L12 49H10L11 48V46H12V48L14 47L15 49H18V50H12V52H7L6 51V48H7V46L5 45L6 44V42L7 41H5V39L7 40V38H4L3 36L1 37V35L2 34H4V32L6 31H3V29H5V28H2V29H0V32H2L1 34H0V52H2V53H0V57H1V59H0V69H2L3 67H5V66H11L10 68L12 69L15 65H17V67H19V66H21V68L19 69V68H17L16 67V69H19L20 70V74L19 75H17V77L19 76V78H17V79H19L20 81H18L20 84H26V89H25V91L27 90L28 92L27 93H29V94H27V96H25L26 95V93H24V92H22V93H19V92H21V91H19V92H14V89H18V87H19V85H18V87L17 88H14L13 89V91H12V88H10L11 86L13 87V85H9V86H7V85H3L2 87H3V96H2V106H4V114H5V121L4 122H2V119L0 120L1 122H2V124H0V125H4V123H5V125L4 126H8V123H11L12 124V126H13V124H16L18 127L15 129V126H13L14 127V129L13 130H10V128H9V126L11 125H9L8 126V130H6V133H5V130H1V132L2 131H4L3 133L6 135V139H3V140H0L2 143H0V144H3V145H5V140H7L8 142H9V148L8 147H6V148H8L7 149V151H8V155H9V153H10V151H12V152H14L13 153V155L15 154V151H18V152H16V153H19L20 155H22V156H17V155H19V154H16V158H17V160L19 161V164H18V162H17V160H16V162H17V167H15V169H17L19 172H20V177H18L19 179L21 178V181H18L19 183H20V185H22L21 187H24L25 188V190H26V188L28 189H30V188H33L34 190L36 189L37 191H33V192H31V191H29V189H28V191L30 192V193H18V192H16V193H18V197H19V194H22V195H24V196H20L21 197V199H22V197H24V198H28V199H33V200H36V201H38L39 199V197L41 196L42 198H40L41 200L42 199H44V201L46 200V205H49L53 200H54V202L56 203V202H67V203H69L70 204V201L71 200H69L67 197H69V198H71L70 196H69V193H70V191H69V186H73V185H76V186H78L77 184H79V186L80 185H82V186H84L85 185V183H87L85 186H84V188H86V186L88 185V189H86L87 191L88 190H91V189H93L92 187H96V189L98 188V191H99V189H100V191H99V193H98V191L97 190H95V188H94V190L95 191H97L96 193L93 191L92 193H95L94 194V196H95V200H97L98 199V197H101V198H104L105 197V195L107 194V191L105 192L106 194L104 195V197H103V194H102V196H101V192H102V190H104L105 191V188L106 187H108L110 184H111V178H113V177H109V174H108V172H109V170H110V168H109V166H107L108 165V163H106V161L104 162V161H102L103 163H100V165L98 166H92V163L94 164H96V162H90L89 160H88V162H90L91 163V166L93 167V169H94V171H96V170H100V171H102V173H103V171H104V173L103 174H101V176H104L103 177V180L104 179H106V180H104L106 183H108V184H104L103 185V182L100 180V179H102V177L100 176V175H98L99 176V178H98V180L97 179H95L94 181L92 180V178H93V176H95L96 175V173H97V171H96V173L93 175L92 173H93V171H92V173H89V175L87 174V170H86V173H84V175H83V170H79L80 168L79 167H81L80 165L81 164H83V163H80V165L78 164V162H76V165H79L78 166V169H76V168H74L73 166L71 167V163H73V162H69V159L68 158H70L69 156H64V157H62V156H60L62 153H63V151H62V153L59 155V152H60V150H61V148L63 147V146H60V145H62V144H60L59 145V143H58V140L60 139V138H62V136L64 135H67V137L69 136L70 137V135H71V138H73V137H76V138H86V139H90V138H92V136H91V134H90V132H83V129H80V127L78 128L77 127V125H75V128H74V126L72 127L70 124H69V122H67L68 120H73L74 118L78 121V123L80 122H82V120L83 121H85L86 119H94L93 117H88L89 115H87V114H89V113H85V111H82L81 113H83V115L81 114V115H78V113L76 114L75 113V110L76 109H74L72 106L74 105L75 107H77V108H81L82 110H83V108L84 109H87L89 112H91V111H95V110H98V111H103L102 109H104L105 107H108L107 109H110V105H118V103H119V93H122V92H124V89L127 87V88H132V87H134V90L135 89H137V86L139 87V89H142L141 90V93L144 91L145 92V94L143 95L145 98H147V99H152L153 100V98H151L150 96H152V94L153 93H155L154 92V90H153V88L151 89V86L153 87V86H155L156 84H154L156 81L155 80H157L158 81V79H159V76H160V74H162L163 76L164 75H171L170 77H171V79L175 76V75H177V78H179V76L181 77H183L185 74L186 75H188V78L192 75V74H190V70H192V68H193V64H194V62H192V60H191V62L193 63H191L190 61H189V63L191 64V69H190V67H188V59H186L185 58V61H183L182 62V60L180 59V58H176L175 57V59H177L176 60V64H177V70L179 71V70H181V71H183V73L182 72H178L177 74H175V75H173V74H169L168 72H170V68H172L173 66H172V63H174L175 64V62L173 61H171V59L169 58L170 56H169V53L167 54L164 50L163 51H161L162 49H160L159 51H153L154 53H152L151 51H149V52H151V53H149L148 51H146V52H148V54L147 55H145L144 53V55H145V64L144 65H141V69H140V71L139 72H137V68L135 69V64L134 63H136L135 61H132V59H135V57H136V55L133 57L132 56V54L130 53V50H129V53L127 54L126 52H122V48L123 47H125V45L124 46H122V48H120L119 50L120 51H117V52H115V50L113 51V47H116V44L114 43V44H112V43H106V44H104V42H102L103 40V38H104V33H103V30H105L104 29ZM141 27V26H140ZM203 27H205V26H203ZM202 27V28H203ZM216 27V26H215ZM228 27V26H227ZM231 27V26H230ZM229 27V28H230ZM236 27V26H235ZM240 27V26H239ZM243 27H244V25H243ZM26 28H28V27H26ZM31 28V27H30ZM35 28V27H34ZM51 28V27H50ZM63 28V27H62ZM74 28V27H73ZM73 28H71L73 31L75 30V29H73ZM91 28V27H90ZM120 28V27H119ZM121 28H123L124 29V27H121ZM125 28H127L126 26H125ZM130 28V29H129ZM134 28V27H133ZM133 28H131V27H128V29L129 30H131V29H133ZM149 28V25L147 26V29ZM156 28H157V26H156ZM164 28V27H163ZM206 28V29H207ZM232 28V27H231ZM242 28V27H241ZM261 28V30L262 31H259V29ZM57 29V28H56ZM55 29V30H56ZM70 29V30H71ZM76 29V30H77ZM82 29V28H81ZM110 29V30H111ZM137 29V28H136ZM143 30H145L146 29V27H145V29L144 28H142ZM186 29V30H185ZM187 29H190V30H187ZM204 29V28H203ZM208 29L207 30H205V31H208ZM224 30H225V28H223ZM222 29V30H223ZM239 29V28H238ZM251 29V30H252ZM263 29H264V27H263ZM25 30V29H24ZM31 30V32H33V33H35V30L34 31H32V29H30ZM39 30H40V28L37 30L38 32H39ZM41 30H42V28H41ZM64 30V29H63ZM69 30V29H68ZM67 30V31H68ZM71 30V31H72ZM80 30V29H79ZM83 30V29H82ZM109 30V31H110ZM114 30H116V33L115 34H118L120 31H121V29H120V31L119 30H117V28H115ZM125 30V29H124ZM128 30V31H129ZM133 30H135V29H133ZM152 30V29H151ZM157 30H159V29H157ZM156 30V31H157ZM170 29H168V31H169ZM182 30V31H181ZM185 32H184V31ZM220 30V29H219ZM218 30V31H219ZM223 30V31H224ZM228 31H229V29H227ZM233 30V29H232ZM243 30V29H242ZM23 31V30H22ZM36 31V32H37ZM45 31V30H44ZM62 31V30H61ZM66 31V32H67ZM117 31H119L118 33H117ZM126 31H127V29H126ZM125 31V32H126ZM127 31V32H128ZM148 31L150 32V29H148ZM171 31V30H170ZM174 31V30H173ZM169 32V33H174V32ZM192 31V32H191ZM246 31V30H245ZM7 32H5V33H7ZM27 32L29 33V31L27 30ZM48 32V31H47ZM54 32V31H53ZM76 32V31H75ZM80 32V31H79ZM79 32L77 31V33L79 34ZM123 32V31H122ZM124 32V33H125ZM135 32V31H134ZM145 32H147V30L145 31ZM155 32V31H154ZM154 32H151V33H154ZM160 32H161V30H160ZM165 32V31H164ZM184 32V33H183ZM188 32H187V34H188ZM202 32H204V30H201V33ZM208 32H211V31H208ZM216 32V31H215ZM225 32V31H224ZM227 32V31H226ZM230 32H231V29H230ZM249 32V31H248ZM20 33V32H19ZM18 33V34H19ZM25 32H23V34H24ZM46 33V32H45ZM50 33V32H49ZM69 33H70V31H69ZM103 33V34H102ZM106 33H109V35H112V33H110V32H107V30H106ZM144 33V32H143ZM150 33V34H151ZM214 33V32H213ZM244 33V32H243ZM17 34V35H18ZM31 34V33H30ZM36 35H37V33H35ZM51 34V33H50ZM54 34H55V32H54ZM58 34L60 35V32H58ZM58 34H55V35H58ZM67 34H68V32H67ZM72 34V33H71ZM75 34L76 33H74V36H73V34L71 35V36H73V37H75ZM114 34V35H115ZM121 34H123V33H121ZM129 34V33H128ZM127 34V35H128ZM141 34V32L138 34H136L135 35V33H134V35H135V37L138 35H140ZM148 34V33H147ZM157 34H159V33H157ZM166 34V33H165ZM208 34H210V33H207V35ZM241 33L239 32V35H240ZM252 34V33H251ZM6 35V34H5ZM12 35V36H13ZM22 35V34H21ZM46 35V34H45ZM45 35H43V36H45ZM48 35V34H47ZM46 35V36H47ZM66 35V34H65ZM65 35H60L61 36V38L62 37H65ZM77 35V34H76ZM130 35H133L132 33L130 34ZM156 35V34H155ZM170 36H174V35H171V34H169ZM183 35L185 36V37H183ZM211 35H213V34H211ZM219 35V34H218ZM223 35V34H222ZM227 35V34H226ZM257 35H258V33H257ZM33 37H34V35H32ZM31 36V37H32ZM68 36H70V34L68 35ZM70 36V37H71ZM117 36V35H116ZM115 36V37H116ZM129 36V35H128ZM127 36V37H128ZM142 36V35H141ZM141 36H139L140 37V39L141 40H139V41H141L142 42V39H143V37L141 38ZM166 36V35H165ZM187 36H189V35H187ZM193 36V37H194ZM209 36V35H208ZM230 36V35H229ZM244 36H245V33H244ZM247 36H248V33H247ZM261 36H263V37H261ZM25 37H28V36H25ZM30 37V36H29ZM28 37V38H29ZM32 37V38H33ZM37 37H39V39L40 38H42V37H40V36H35L33 39H37ZM58 37V36H57ZM82 37V36H81ZM105 37H107V36H105ZM123 37H125V36H123ZM122 37V38H123ZM131 37H133V36H131ZM131 37H130V39H131ZM146 37V36H145ZM149 37H151V36H149ZM153 37V36H152ZM151 37V38H152ZM161 37H163V34H162V36ZM160 37V39H164V38H166V37H163V38H161ZM191 37H189V39H191ZM207 37V36H206ZM212 37V36H211ZM224 37V36H223ZM237 37V36H236ZM246 37V36H245ZM251 37V36H250ZM254 37V36H253ZM257 37V36H256ZM259 37V36H258ZM22 38V37H21ZM46 38H48V37H46ZM50 38V37H49ZM60 38V37H59ZM66 38V37H65ZM72 38V37H71ZM79 38H80V36H79ZM147 38V37H146ZM176 38V37H175ZM178 38V37H177ZM204 38V37H203ZM214 38V37H213ZM227 38H228V36L225 38L226 39V43L225 44H227ZM242 38H244V37H242ZM30 39V38H29ZM33 39H31V40H33ZM67 39V38H66ZM78 39V38H77ZM105 39V38H104ZM113 39H114V37H113ZM117 39V38H116ZM137 39V38H136ZM155 39H157V38H155ZM170 39V41H174L175 39H174V37H171V38H169V36H168V40ZM173 39V40H172ZM180 39H179V41H180ZM187 39H188V37H187ZM189 39H188V41H189ZM194 39V38H193ZM197 39V38H196ZM195 39V40H196ZM205 39V38H204ZM209 39H210V37H209ZM216 39V38H215ZM214 39V40H215ZM219 39V38H218ZM217 39V40H218ZM223 39V38H222ZM224 39V40H225ZM229 39V38H228ZM231 40H230V42L232 43V39H233V37L232 38H230ZM257 39H259V38H257ZM23 40H24V38H23ZM43 40V39H42ZM41 39L39 40L40 41V43L39 44H41V41H42ZM47 40V39H46ZM65 40V39H64ZM68 40V39H67ZM76 40V39H75ZM82 40V41H81ZM131 40H134V38L133 39H131ZM146 40V39H145ZM211 40H212V38H211ZM235 40V39H234ZM239 40V39H238ZM44 41H45V37H44ZM47 41H49V40H47ZM118 40H115V42H117ZM128 43H127V42ZM125 42L127 43V44H129L130 42H129V38H128V40H126ZM137 41H138V39H137ZM147 41V40H146ZM158 41V40H157ZM167 41V40H166ZM178 41V42H179ZM185 41H186V39H185ZM201 43H202V41L201 40H199ZM208 41V40H207ZM206 41V42H207ZM210 41V40H209ZM221 42H222V40H220ZM246 42H247V40H245ZM244 41V42H245ZM17 42H18V44H17ZM27 42V41H26ZM30 42V41H29ZM43 42V41H42ZM68 42V41H67ZM112 42V41H111ZM144 42V41H143ZM153 42V41H152ZM151 42V43H152ZM162 42H163V40H162ZM187 42V41H186ZM200 42H192L191 41V43H193V44H198V43H200ZM220 42V43H221ZM238 42H240V40L238 41ZM252 42V41H251ZM256 42V41H255ZM255 42H253V43H255ZM261 42V41H260ZM7 43H9V42H7ZM134 43V42H133ZM148 43V42H147ZM158 43V42H157ZM160 43V42H159ZM158 43V44H159ZM180 43H181V41H180ZM182 43V44H183ZM203 43H204V40H203ZM215 43V42H214ZM216 43H217V41H216ZM236 43V42H235ZM263 43V42H262ZM74 44V43H73ZM119 44V43H118ZM125 44V43H124ZM141 44V43H140ZM149 44V43H148ZM156 44V43H155ZM165 44V43H164ZM177 43H175V45H176ZM189 44V43H188ZM205 44V43H204ZM203 44V45H204ZM218 44V43H217ZM225 44H223V46H222V48L224 47L225 49H226V47L224 46ZM237 44V43H236ZM240 44H241V42H240ZM243 44V43H242ZM259 44V43H258ZM8 45V44H7ZM18 45H22L21 47L24 49V47H26L25 48V50H27L28 49V47L29 48H31L30 49V51L28 50V52L26 51H24L22 48L20 49V46H19V48H18ZM120 45V44H119ZM144 45V44H143ZM151 45V44H150ZM153 45V44H152ZM167 45H170V44H168L167 43ZM167 45H165V47L167 46ZM172 45V44H171ZM178 45H179V43H178ZM181 45V44H180ZM184 45V44H183ZM202 45V44H201ZM206 45V44H205ZM210 45V44H209ZM209 45L207 44V46L206 47H209ZM216 45V44H215ZM247 45V44H246ZM248 45H250V43H248ZM251 45H254V44H251ZM263 45H264V43H263ZM5 47L6 46V48H4L5 49V51H4V49L2 48V47ZM36 46H39V47H36ZM121 46H119V47H121ZM128 46V45H127ZM132 46V45H131ZM130 46V47H131ZM133 46H135V45H133ZM132 46V47H133ZM137 46V45H136ZM135 46V47H136ZM138 46H141V45H138ZM145 46H146V44H145ZM161 46V45H160ZM186 46H187V44H186ZM211 46V45H210ZM218 46H220V45H218ZM261 46H262V44H261ZM260 46V47H261ZM34 47V48H33ZM135 47H134V49H135ZM143 47V46H142ZM141 47V48H142ZM148 47V48H147ZM147 47H145V48H147L148 50L150 49V50H152L151 48H153V47H150L149 48V45H147ZM154 47H156V46H154ZM163 47V46H162ZM169 47V46H168ZM168 47H166V48H163V49H167ZM182 47H185V45L184 46H182ZM190 47H193V46H190ZM189 47V48H190ZM214 47V49H215V46H213ZM229 47V46H228ZM231 47V46H230ZM234 47L236 48V47H238V46H235V44H234ZM241 47L243 48L244 46H242L241 45ZM252 47H254V46H252ZM13 48V49H14ZM137 48V47H136ZM140 48V47H139ZM172 48V47H171ZM170 48V49H171ZM177 48V47H176ZM217 48V47H216ZM219 48V47H218ZM255 48H256V46H255ZM257 48H258V46H257ZM262 48V47H261ZM8 49V48H7ZM125 49V48H124ZM154 49V48H153ZM173 49V48H172ZM178 49V48H177ZM182 49V48H181ZM185 49H187V48H185ZM192 49V48H191ZM207 49V48H206ZM209 49V48H208ZM207 49V50H208ZM213 49V50H214ZM220 49V48H219ZM232 49H233V47H232ZM248 50H251V49H249V48H247ZM253 49V48H252ZM259 49V48H258ZM126 50V49H125ZM144 50V49H143ZM155 50V49H154ZM211 50V49H210ZM228 50V49H227ZM233 50H235V49H233ZM236 50H238V51H241V49L239 50L238 48H236ZM137 51V50H136ZM135 51V52H136ZM140 51H141V49H140ZM168 51V50H167ZM183 51V50H182ZM186 51H188V50H186ZM229 51V50H228ZM243 51H245V47H244V50ZM242 51V52H243ZM256 51V50H255ZM170 52H175V49H174V51H170ZM190 52V51H189ZM216 53H217V50L215 51ZM230 52V51H229ZM234 52H236V51H234ZM241 52V53H242ZM250 52V51H249ZM251 52H253V51H251ZM250 52V53H251ZM258 52V51H257ZM264 52V51H263ZM96 53H98L99 54V57H98V61L97 62H95V61H92L93 60V58H95L96 56H97V54ZM141 53V52H140ZM181 53H186V52H180V54ZM193 53V52H192ZM199 53V52H198ZM201 53V52H200ZM199 53V55H197V56H201V54ZM208 53H210V52H208ZM231 53V52H230ZM237 53V52H236ZM96 54V55H95ZM101 54H103L102 55V57H103V61H100L101 59H99L101 56ZM179 54V53H178ZM191 54V53H190ZM194 54V53H193ZM197 54V53H196ZM195 54V55H196ZM224 54H225V52H224ZM232 54H234L233 52L231 53V56H232ZM239 55H240V52L238 53ZM244 54H246L245 52L243 53V55ZM253 54H254V52H253ZM256 54V53H255ZM257 54H259V53H257ZM261 54H264V53H261ZM260 54V55H261ZM129 55H131V56H129ZM134 55V54H133ZM140 55V54H139ZM142 55V54H141ZM177 55V54H176ZM182 55V54H181ZM186 55V54H185ZM184 55V56H185ZM203 55V54H202ZM223 54H221V56H222ZM228 55V54H227ZM237 55V54H236ZM236 55H233V56H235V57H237ZM247 55V54H246ZM252 55V54H251ZM169 56V57H168ZM183 56V55H182ZM191 56V55H190ZM190 56H187L188 58L190 57ZM204 56V55H203ZM207 56V55H206ZM206 56H204L205 57V60H207L206 59ZM248 56V55H247ZM131 57H133L132 59H131ZM140 57V56H139ZM211 57V56H210ZM216 57H218V56H216ZM227 57H229V55L227 56ZM227 57H225V58H227ZM241 57V56H240ZM243 57H246V56H243ZM249 57V56H248ZM254 57V56H253ZM256 57H257V55H256ZM168 58H169V60H168ZM192 58V57H191ZM194 58V57H193ZM192 58V59H193ZM195 58H196V56H195ZM194 58V59H195ZM200 58H202V56L200 57ZM232 58V57H231ZM234 58V57H233ZM232 58V59H233ZM237 58H239V57H237ZM242 58V57H241ZM43 59H54V62H55V60H56V62L54 63V64H52L53 66H51V64L50 63H48V64H50L49 66L47 65V64H44L43 63ZM95 59H97V57L95 58ZM144 59V58H143ZM212 59V58H211ZM214 59H216V58H214ZM244 59H247V58H244ZM249 60H250V58H248ZM247 59V60H248ZM255 59V58H254ZM258 59V58H257ZM262 59V58H261ZM40 61V62H42L43 64H39L37 61ZM48 60H47V62H48ZM129 60H131L132 62H130ZM135 60H137V58L135 59ZM173 60V59H172ZM180 60V61H179ZM190 60V59H189ZM197 60H200V59H198L197 58ZM196 60V61H197ZM213 60V59H212ZM227 60V59H226ZM225 60V61H226ZM234 60H235V58H234ZM237 60H239V59H237ZM248 60V61H249ZM259 60V59H258ZM258 60H256V61H258ZM93 63H92V62ZM142 61V60H141ZM170 61L172 62V63H170ZM202 60H200V62H201ZM211 60H209V63H211L210 62ZM214 61V60H213ZM246 61V60H245ZM244 61V62H245ZM251 61V60H250ZM253 61V60H252ZM38 63V66L36 65V66H34V67H32L31 65H34V63ZM144 62V61H143ZM179 62L181 63L180 65H179ZM184 62H187V66L184 64ZM199 62V61H198ZM214 62H217V61H214ZM213 62V63H214ZM221 62V61H220ZM223 62V61H222ZM231 62H233L232 60H231ZM231 62H228V63H231ZM247 62V61H246ZM259 62V61H258ZM261 62H262V60H261ZM52 63V62H51ZM131 63V64H130ZM132 63L134 64V65H132ZM171 65H170V64ZM204 63V62H203ZM203 63H201V65L203 66ZM206 63V62H205ZM208 63V64H209ZM212 63V64H213ZM253 63H255V61L253 62ZM260 63V62H259ZM173 64V65H174ZM176 64L174 65V67L176 66ZM190 64H189V66H190ZM217 65H218V63H216ZM216 64H214V65H216ZM225 64H227L226 62H225ZM258 64V63H257ZM264 64V63H263ZM262 64V65H263ZM131 65V66H130ZM196 65H197V63H196ZM195 65V68L197 69V68H199V67H197ZM200 64L198 65V66H201ZM211 65V64H210ZM213 65V66H214ZM221 65H224V64H222L221 63ZM228 65V64H227ZM231 65V64H230ZM249 65V64H248ZM253 64H251L250 66H252ZM7 66V68L5 67V70L4 71H6V70H8V69H10L9 67ZM13 66V67H12ZM212 66V65H211ZM238 66H239V64H238ZM260 66V65H259ZM188 67V68H187ZM204 67V69H205V66H203ZM206 67H207V65H206ZM221 67H223L224 68V66H221ZM234 67V66H233ZM239 67H241V66H239ZM245 67V66H244ZM255 67H256V63H255ZM261 67V66H260ZM15 68V67H14ZM13 68V70H14V72H17L16 71V69H14ZM56 68V69H55ZM213 68V70L215 69V66L214 67H212ZM217 68V67H216ZM230 67L228 66V69H229ZM243 68V67H242ZM251 69H254V68H252V67H250ZM258 69H259V67H257ZM263 68V67H262ZM21 69H22V71H21ZM175 69V68H174ZM196 69H193L192 71L194 72V71H196ZM203 69V68H202ZM209 69H211L209 66H208V69L207 70H209ZM231 69V68H230ZM234 69V68H233ZM245 69H246V67H245ZM136 70V71H135ZM165 71V70H167L168 72H162V71ZM177 70H175L176 72H177ZM184 70L186 71V70H188V72H189V74H187V73H185L184 72ZM216 70V69H215ZM255 71H256V69H254ZM261 70V69H260ZM3 71V70H2ZM10 71V70H9ZM8 71V72H9ZM197 71H198V69H197ZM199 71H201V69L199 70ZM230 71V70H229ZM228 71V72H229ZM243 71V70H242ZM248 71H249V69H248ZM247 71V72H248ZM8 72H6V73H8ZM11 73H12V70L10 71ZM187 72V71H186ZM211 72V70L209 71V73ZM213 72V71H212ZM212 72H211V74H212ZM231 72V71H230ZM233 72V71H232ZM252 72V71H251ZM164 73V74H163ZM171 73V72H170ZM185 73V74H184ZM204 73H206L205 71H204ZM208 73V71H207V74H209ZM242 73V72H241ZM253 73V72H252ZM264 73V72H263ZM4 74H5V72H4ZM10 73H8V74H6L7 76L9 75ZM179 74H182V75H179ZM201 74V73H200ZM214 74V73H213ZM212 74V75H213ZM234 74V73H233ZM248 74V73H247ZM251 74V73H250ZM259 73L258 72H256V75H258ZM2 75H3V73H2ZM1 75V76H2ZM12 75V74H11ZM14 75V74H13ZM76 75H81V76H83L84 77V79H86V83L88 82L89 83V85H91L92 84V87L94 88V87H96V90H95V93L94 94H90L91 92H90V90H92V89H90L89 90V95L87 94V97L88 98H84L83 97V93L85 92L86 93V90H84V88H85V86L86 85H84V83H85V81H82V78L81 77H77ZM161 75V76H162ZM196 75H198V73L196 74ZM210 75V74H209ZM218 75V74H217ZM249 75V74H248ZM259 75H261V74H259ZM258 75V76H259ZM0 76V77H1ZM7 76H5L7 79H8V77ZM173 76V77H172ZM204 75H202L201 77H203ZM243 76V75H242ZM250 76H252V75H250ZM10 77V76H9ZM14 79H16V76L14 75ZM90 77V78H89ZM103 78L102 80H100L101 78ZM166 76H164V78H165ZM176 77V76H175ZM186 77V76H185ZM191 77H194V76H191ZM199 77V76H198ZM201 77L199 78V79H201ZM253 77H255V79L253 80V81H251L250 83H249V85H248V88L246 87V90H247V92L246 93H244L246 90H243L244 92H241L240 90H241V88H235V89H237V90H234V91H230V92H227V93H225V92H223V89H225V88H223L222 90H217V91H220V92H217V91H213L212 89V91H207L208 89H205V87H199V88H197L198 90H197V92H196V96L194 95L195 93H193L194 91L193 90H191V88L193 87H196V85H195V83H197L198 81H196L195 83L193 82V83H189L190 81H188L189 79L186 77V79L185 80H187V84L189 85V87H191L190 89H189V87H184V86H186L184 83H181V81H182V78H179L178 80H177V82H175V83H177V85H178V81H180V84H184V86L183 85H180V87H184L183 89H185L186 88V90H185V93H180V90L182 89H180L179 88V90L177 91L178 93H177V96H179V98L181 97L182 99L181 100H179V98H177L176 100H179L178 102H179V104L180 105H182V103L183 104H185V107H187V106H190V108H191V110H192V108H193V106H195L198 110H200V111H203V109L204 108H206L207 107V112L209 111V113L212 111V109H214L215 107L216 108H219V109H217L218 111H220V109L222 110V108H224L225 109V112H224V110H222V113H220V114H223V116H226V117H228V118H226V117H224V118H226V119H228L224 124H223V122H221V124H222V126L219 128V127H216L215 125H214V128H212V130H211V132H209V131H206L207 129H206V127L209 125V124H207V126H205L204 128V130H201V129H199V122H197L196 121V125L195 126H191L192 124H189L190 123V121H193V122H195L194 120H189V123L188 124H183L181 121H180V124H179V122H178V124H179V128H177V130H175V129H171L172 128V124H170L171 122H169V124L168 125H171V126H168L167 125V123H166V125H165V123L163 122V121H166V120H164V117L163 116H165V115H163L162 117H163V120H162V118H161V122H163L162 124V126L161 125H159V127L160 128H158L157 126H158V122H156L157 123V126H156V129L154 130L155 132H153L154 134H156V132L159 130V132H160V136H159V138L156 136L155 137V140L153 139V140H151L150 141V139L148 140V142L146 141V140H144V139H141V138H143L142 137V135H144L143 134V132H142V130L139 128L140 127V124H139V126L138 125H136V127L134 126V128H133V130L132 131H130L131 133H133V131L136 133V134H139L140 132H142V133H140V134H142L141 135V137H140V135H137V136H139L140 137V139L141 140H138L139 138H137V140H132L133 138H131V140L132 141H134V143L133 144H131V145H136V146H132V147H134V149H127V147H128V145L126 144L125 145V149L126 150H124V149H121V148H124V145H122V146H120V144H122V143H119V147H117L119 150H121V152L120 153H115L114 155H112V157L110 156L109 158L111 159V161H112V165H115V164H118L120 167H121V165L122 166H124V165H126L127 166V163L128 162H130V163H135V165H136V162L138 163V162H140V164L142 163V164H149V167L148 168H150V170H154V168L156 167L157 168V170L158 171H161V173H166V172H171L172 174H167L168 175V179H167V182H168V184H170V185H168V187H169V190H167V187L164 189L163 187H165V186H163L162 185V188L163 189H161L160 187L161 186H159V185H156V183H157V181L156 180H154V181H156V183H154V181L152 182H150V183H148V185H150V186H147L146 188H145V191H141L140 190V192H146L145 194H140L139 196H138V198H132V196H131V194H130V196H131V199H133L134 200V202L135 203H138L137 201H143L144 199H145V201L146 202H150V200L152 201V199H154V201L155 202H157V204L158 205H160V203H163V204H165V202H169V204L171 203L172 204V202L174 203V202H176L177 204L181 201V199H182V195H186V196H190V198H192L191 199V201L190 200H188V202L187 203H189V201L190 202H192V203H194L193 201H197V203H198V200L199 201H201V198L203 199L204 198V200L206 199L205 197H204V195L207 197V199L209 198L210 199V197H213V195H215V198H217V200L216 199H214L213 200V198H211V200H213V202L215 201V204H216V202H217V206L216 205H214V203L212 204V205H214V206H212V209H213V211L211 210V207L209 208V206H211V202H210V205H208V208H206L205 209V212L202 210L203 208H205L204 206H205V203H207V202H205L204 201V203H200V204H203L204 206H203V208L202 209H200V210H202L203 211V213H202V211L201 212H198V214H197V212H196V210H194L193 211V209H191L190 211H191V213H195V214H191V216L193 215H199L200 216V214L199 213H201L202 215L200 216V217H202L203 216V214H206V219H207V213L209 212V216H213L212 215V212L214 213L215 212V208L217 207L218 209H219V203L224 207V211H226V210H229V208H226L225 206H227V207H230L231 205H233V206H231L233 209H231L230 208V210L228 211L229 213H232V212H234L233 213V215L234 214H236V215H238V218H237V216H236V219H235V216L233 217L236 221H240V222H236V223H243L244 221H249L250 223H249V225L247 224V223H243V225H242V229H243V226H244V224L245 225H248L247 227L246 226H244V229H243V232L242 233H244V234H242V233H239V232H241V228L237 225L236 227L235 226H233V225H235V223L234 222H232V221H234V219L232 218V219H229L228 218V220L227 221H225L224 219V221L227 223L228 221H229V223L227 224L228 226H231L230 228L226 225H223L224 223H223V221L221 222L220 221V219H221V217L222 216H224L223 214H224V212H223V207H221V213H220V211H219V213L220 214H222V216H220V214H218L219 216V219H218V217H217V215H214V220H212L213 218L212 217H210L211 218V221H209V222H214L215 221V223H216V220L218 221H220V223L222 224L221 226L224 228H226V227H228V228H222L221 226H220V224H218L219 223V221H218V226H220L218 229H219V231L221 232V234H219L220 232L217 230V224H215V223H213L214 224V226H217V227H213L214 229H215V231L214 232H216V233H214L215 235H219V237H221V239H222V242L223 243H226V244H224V245H222V242H220V243H218V244H216V242H215V245L217 246V247H219V244H221V247L223 246L224 247V249L225 250H227V249H230L232 252H236V251H238V252H241L240 253V255L243 253H245V260H246V262L248 263V264H264V228H261V227H259V225H260V223H261V225H262V227L264 226V223H262V222H264V80L263 79H257V76H254L253 75ZM253 77H250V78H253ZM88 78V79H87ZM163 78V79H164ZM167 78V77H166ZM165 78V79H166ZM205 78V77H204ZM215 78V77H214ZM249 78V77H248ZM259 78H260V76H259ZM261 78H264V76H261ZM2 79V78H1ZM5 79V78H4ZM3 79V80H4ZM10 80H11V78H9ZM169 79V78H168ZM175 79V78H174ZM193 79H196L197 80V78H193ZM170 80V79H169ZM169 80H168V82H169ZM183 80H184V78H183ZM215 80H217V79H215ZM237 80V79H236ZM241 80V79H240ZM243 80V79H242ZM13 81V80H12ZM161 81V80H160ZM165 82H166V80H164ZM175 80H172V82H174ZM4 82V81H3ZM7 82H10L11 83V81H7ZM13 82H16V81H13ZM12 82V83H13ZM162 82V81H161ZM171 82V83H172ZM211 82V81H210ZM213 82H217V81H213ZM238 82H239V80H238ZM11 83V84H12ZM17 83V82H16ZM88 83H87V85H88ZM163 83V82H162ZM167 83V82H166ZM218 83V82H217ZM6 84V83H5ZM195 85V86H193V85ZM15 85H17V84H15ZM15 85H14V87H15ZM165 86H168L169 87V84L167 83V84H164ZM164 85H161L160 84V86H164ZM187 85V86H188ZM240 85V84H239ZM244 85H246V84H243V87H244ZM20 86H22V85H20ZM24 86V85H23ZM132 86V87H131ZM156 86H158V85H156ZM159 86V87H160ZM175 86H176V84H175ZM174 86V87H175ZM179 86V85H178ZM177 86V87H178ZM219 86V85H218ZM25 87V86H24ZM56 87H58V91L60 92H55V93H58V94H61L62 92H64V93H66V96H64L65 98H69V101L71 102L70 104H72L71 105V107L74 109V113L73 114H67L66 112H64V113H62V109H64V108H62V106H60L61 104H59L58 103V105H57V103H55V104H51L50 105V103H46L45 101L46 100H44V98L41 96V93H43V92H45V91H47V90H49L50 91V94L53 92V88H55L54 90L55 91H57L56 90ZM141 87V88H140ZM159 87H157L158 89H159ZM0 88H1V86H0ZM11 90H10V89ZM21 88V87H20ZM86 88H87V86H86ZM156 88V87H155ZM156 88V89H157ZM207 88V87H206ZM157 89V90H158ZM161 89V88H160ZM165 88H163L162 90H164ZM227 89V90H226ZM225 89V91H229V88H226ZM239 89V90H238ZM245 89V88H244ZM10 90V91H9ZM20 90V89H19ZM43 90H45V91H43ZM162 90H160V91H162ZM191 91L190 93H188L189 91ZM210 90V89H209ZM23 91H24V89H23ZM43 91V92H42ZM48 91V92H49ZM52 91V92H51ZM87 91H88V88H87ZM94 91V90H93ZM92 91V92H93ZM127 91V90H126ZM159 90H158V92H160ZM188 91V92H187ZM193 91V92H192ZM45 93V95H46V98L48 97L47 95H49V93ZM139 92V91H138ZM165 92V91H164ZM188 94H187V93ZM33 93H35V95L33 96V97H31L32 95H33ZM40 93V94H39ZM54 93V92H53ZM53 93H52V97H53ZM107 93H109L110 94V96H108L109 94H107ZM126 93V92H125ZM152 93V94H151ZM163 93V92H162ZM162 93H161V95H162ZM169 93H170V91H169ZM193 94L192 96L191 95H189V94ZM227 94V96L225 95V94ZM38 94V95H37ZM57 94V95H58ZM106 94H107V98H106ZM129 94H130V92H129ZM137 94V93H136ZM140 94V93H139ZM165 94V93H164ZM1 95V94H0ZM43 95V94H42ZM62 95H64V94H62ZM86 95V94H85ZM125 95V94H124ZM127 96H128V94H126ZM125 95V96H126ZM130 95H132V94H130ZM154 95V94H153ZM170 95V94H169ZM224 95L227 97H225V98H223L224 97ZM39 96H41L42 97V99L39 97ZM124 96V97H125ZM127 96L125 97V99L124 100H126L127 99ZM134 96V95H133ZM142 96V97H143ZM163 96H165V95H163ZM168 96V95H167ZM175 96V95H174ZM1 97V96H0ZM50 97V96H49ZM123 97V98H124ZM136 97V96H135ZM134 97V98H135ZM141 97V98H142ZM154 97V96H153ZM45 98V99H46ZM55 98H57V97H55ZM59 98H61V96L59 97ZM63 98V97H62ZM132 98V97H131ZM137 98V97H136ZM145 98H143L144 99V101H145ZM162 98V97H161ZM169 98H170V96H169ZM174 98H176V97H174ZM48 99H50V98H48ZM156 99L157 100H159L158 98H157V96H156ZM170 99H172V98H170ZM227 99V100H226ZM56 101H57V99H55ZM138 100H140V96H139V99ZM161 100V99H160ZM55 101V102H56ZM58 101H60V100H58ZM164 101V100H163ZM169 101V100H168ZM173 101H174V99H173ZM0 102H1V99H0ZM127 102V101H126ZM140 102V101H139ZM161 102V101H160ZM178 102H177V104H178ZM181 102V103H180ZM155 103V102H154ZM163 103V102H162ZM167 103V102H166ZM175 103V102H174ZM139 104V103H138ZM141 104V103H140ZM143 104H144V102H143ZM156 104H158V103H156ZM178 104V105H179ZM225 104H226V106H225ZM54 105V106H53ZM56 105L60 108V110H61V112H59V110H58V107H57V109H56ZM65 105V104H64ZM63 105V106H64ZM69 105V104H68ZM68 105H66V109H69V107L67 108V106ZM111 106V108L112 107H114V106ZM120 105V104H119ZM118 105V106H119ZM131 105V104H130ZM146 105V104H145ZM152 105V104H151ZM155 105V104H154ZM164 105H166V104H164ZM176 105V104H175ZM179 105V106H180ZM1 106V105H0ZM134 106V105H133ZM143 106V105H142ZM159 106V105H158ZM172 106V105H171ZM182 106H184V105H182ZM120 107V106H119ZM145 107V106H144ZM147 107V106H146ZM153 107V106H152ZM155 107H156V105H155ZM164 107H166V106H164ZM185 107L183 108L184 110H185V112L189 109L188 107V109L186 110L185 109ZM214 107V108H213ZM54 108L56 109V110H54ZM62 108V109H61ZM115 108V107H114ZM136 108H137V106H136ZM154 108V107H153ZM152 108V109H153ZM160 108V107H159ZM158 108V109H159ZM172 108H173V106H172ZM172 108H171V110H172ZM175 108V107H174ZM180 108H181V106H180ZM209 108H211V109H209ZM1 109V108H0ZM116 109H118V111H119V108H116ZM131 109V108H130ZM150 109V108H149ZM158 109H156V110H158ZM202 109V110H201ZM58 110V114H57V112H55V111H57ZM65 110V109H64ZM70 111H71V108L69 109ZM138 110V109H137ZM140 110V109H139ZM154 110V109H153ZM162 110V109H161ZM164 110H168L167 109V107H166V109H164ZM176 110H178V109H176ZM182 110V109H181ZM211 110V111H210ZM216 110V111H217ZM227 110L228 111H230V114H229V112H227ZM0 111H2V109L0 110ZM66 111V110H65ZM78 112L80 111V110H77ZM114 111V110H113ZM134 111V110H133ZM143 111V110H142ZM142 111H141V113H142ZM145 111H147L148 112V107L146 108V110ZM155 111V110H154ZM154 111H152L153 112V114H154ZM160 111V110H159ZM189 111V110H188ZM213 111H215V110H213ZM71 112H73V110L71 111ZM108 112V111H107ZM106 112V113H107ZM110 112H111V109H110ZM144 112V111H143ZM147 112L146 113H144V114H146V116H147ZM173 112H175V111H173ZM191 113H192V111H190ZM207 112H205V114H204V112H201V114H204L205 116L204 117H206L208 114H207ZM227 112V113H226ZM96 114H97V112H95ZM99 113V112H98ZM120 113V112H119ZM135 113V112H134ZM155 113H156V115H157V111H155ZM159 113V112H158ZM166 113V112H165ZM168 113V112H167ZM166 113V114H167ZM182 113H184V111H182ZM212 113V112H211ZM225 113L227 114V115H225ZM0 114H1V112H0ZM57 114V115H56ZM104 114V113H103ZM103 114H101V117H102V115ZM109 114V113H108ZM110 114H112V113H110ZM129 114V113H128ZM160 114V113H159ZM161 114H162V112H161ZM160 114V115H161ZM169 114H170V112H169ZM172 114V113H171ZM184 114H187V112L186 113H184ZM219 114V115H220ZM229 114V115H228ZM98 115V114H97ZM137 115H138V113H137ZM155 115V116H156ZM178 115V114H177ZM188 116H189V114H187ZM186 115V116H187ZM193 115V114H192ZM210 115V114H209ZM212 115V114H211ZM3 116V115H2ZM90 116H92L91 115V113H90ZM104 116V115H103ZM110 117H111V115H109ZM124 116V115H123ZM128 116V115H127ZM135 116V115H134ZM194 116V115H193ZM200 116V115H199ZM214 116V115H213ZM213 116H211L209 119H212V117ZM222 116V117H223ZM0 117H1V115H0ZM97 117V116H96ZM104 117H106V115L104 116ZM108 117V116H107ZM119 117V116H118ZM139 117V116H138ZM140 117H142V116H140ZM145 116H143V118H144ZM150 117H151V115H150ZM149 117V118H150ZM156 117H158V116H156ZM160 117V116H159ZM171 117H175V116H171ZM189 117H191V116H189ZM188 117V118H189ZM195 117V116H194ZM7 118V119H6ZM142 118V119H143ZM176 118H178V117H176ZM197 118V117H196ZM201 118V117H200ZM219 118V117H218ZM221 118V117H220ZM224 118L223 119H220V120H222V121H224ZM96 119H98V117L96 118ZM95 119V121L97 122L98 120H96ZM103 119V118H102ZM107 119H111V118H107ZM113 119V118H112ZM112 119H111V121H112ZM119 119V118H118ZM123 119V118H122ZM130 119H131V117H130ZM135 120H136V118H134ZM139 119V120H138ZM137 119V121H136V123H138V122H140V118H138ZM152 119H155V118H153V116H152ZM158 119V118H157ZM157 119H155L156 121H157ZM160 119V118H159ZM159 119H158V121H159ZM165 119H167L166 117H165ZM171 119V118H170ZM191 119H192V117H191ZM195 119V118H194ZM199 119V118H198ZM88 121L89 123H91V121ZM105 120V119H104ZM115 120V119H114ZM124 120V119H123ZM126 120V119H125ZM135 120H132V122L130 121V123H133V121H135ZM145 120V119H144ZM151 120V119H150ZM149 120V121H150ZM177 119H175V121H176ZM212 120H215V119H212ZM217 120V119H216ZM219 120V119H218ZM219 120V121H220ZM103 120H101V122H102ZM110 121V120H109ZM142 121V120H141ZM145 121H147V119L145 120ZM149 121H147V124L148 123H150ZM205 121H206V119H205ZM152 122V121H151ZM161 122H160V124H161ZM200 122H201V120H200ZM84 123V122H83ZM122 123H124V122H122ZM127 123H129V121L127 122ZM182 123V124H181ZM198 123V124H197ZM206 123V122H205ZM211 124H212V122H210ZM72 124V123H71ZM77 124V123H76ZM94 124V123H93ZM107 124V123H106ZM109 124V123H108ZM112 124V123H111ZM121 124V123H120ZM126 124V123H125ZM143 124V123H142ZM145 124V123H144ZM143 124V125H144ZM175 124V123H174ZM177 124V123H176ZM177 124V125H178ZM210 124V125H211ZM86 124L84 123V126H85ZM96 125V124H95ZM131 125V124H130ZM133 125H135V123H133ZM143 125H141V126H143ZM150 125V124H149ZM148 125V126H149ZM165 125V126H164ZM203 125V124H202ZM201 125V126H202ZM205 125V124H204ZM6 126V127H7ZM71 126V127H70ZM138 126V127H137ZM153 126V125H152ZM183 126V127H182ZM200 126V127H201ZM1 127V126H0ZM94 127V126H93ZM181 127V128H180ZM209 127V126H208ZM12 128V127H11ZM111 128V127H110ZM116 128V127H115ZM118 128V127H117ZM203 128V127H202ZM211 128V127H210ZM2 129H6L5 127L3 128L2 127ZM98 129V128H97ZM106 129V128H105ZM109 129V128H108ZM119 129V128H118ZM149 129V128H148ZM148 129H146V131L148 130ZM70 130H71V132H70ZM109 130H111V129H109ZM108 130V131H109ZM123 130H125V129H123ZM144 131H145V129H143ZM163 130V131H162ZM97 131V130H96ZM120 131V130H119ZM153 131V130H152ZM151 131V132H152ZM161 131L163 132V133H161ZM101 132V131H100ZM151 132H148V133H151ZM122 133V132H121ZM131 133H130V135H131ZM134 133V134H135ZM146 134H147V132H145ZM153 133H151V135L153 134ZM178 133H180V134H178ZM210 133H211V135H210ZM162 134L165 136V138H164V140H162V138L164 137H162ZM220 134L222 135V137L220 136ZM2 135V134H1ZM0 135V136H1ZM5 135H3V137L5 136ZM102 135V134H101ZM103 135H105V134H103ZM107 135H109V134H107ZM128 135V134H127ZM150 135V134H149ZM157 135V134H156ZM178 135V136H177ZM106 136V135H105ZM167 136V137H166ZM108 137V136H107ZM131 137V136H130ZM135 138H136V136H134ZM214 137V138H213ZM218 137H219V139H220V137H221V139H223V137H225V140H224V142H221V139L219 140L218 139ZM65 138V137H64ZM93 138H94V136H93ZM113 138V137H112ZM120 138V137H119ZM122 138V137H121ZM144 138H146L145 136H144ZM153 138V137H152ZM151 138V139H152ZM161 138V139H160ZM209 138V140H210V138H212L210 141L209 140H207ZM68 139V138H67ZM75 139V138H74ZM72 140L73 142L75 141V140ZM124 139H126L127 140V138H125L124 137ZM123 139V140H124ZM166 139H168L167 140V142H166ZM71 140V139H70ZM77 140H79V139H77ZM98 140V139H97ZM120 140V139H119ZM118 140V141H119ZM130 140V139H129ZM216 140H218L219 142V144H220V142H221V144H220V146H221V148H219V145L217 144V141ZM67 141V140H66ZM69 141V140H68ZM72 141H70V142H72ZM81 141V140H80ZM137 141H139V142H137ZM154 141V143H153V145H150L149 146V144H151L152 142ZM216 141V142H215ZM223 141V140H222ZM85 142V141H84ZM104 142V141H103ZM129 142V141H128ZM127 142V143H128ZM150 142V143H149ZM207 142H210V144H211V142H215L214 143V146H211V148H214L213 149V151L211 150V148H209L210 146H207V147H203L202 145H206V143ZM91 143V142H90ZM118 143V142H117ZM116 143V144H117ZM167 143H170L169 145H171L170 147H171V149H173V150H169V151H173V152H169L168 150H166L167 149ZM223 143V144H222ZM6 144H8V143H6ZM66 144V143H65ZM72 144V143H71ZM89 144V143H88ZM87 144V145H88ZM94 144V143H93ZM155 144V145H154ZM216 144L218 145V146H216ZM80 145V144H79ZM101 145V144H100ZM112 145V144H111ZM174 147H173V146ZM207 145H209L208 143H207ZM0 146H2V145H0ZM7 146V145H6ZM67 146V145H66ZM74 146V145H73ZM95 146H96V144H95ZM116 145H114V147H113V150L114 149H117L116 147H115ZM127 146V147H126ZM93 147V146H92ZM108 147V146H107ZM157 147V148H156ZM169 147V146H168ZM1 148V147H0ZM94 148V147H93ZM100 148V147H99ZM98 148V149H99ZM156 148V149H155ZM158 148H163V149H158ZM166 148V149H165ZM3 149V148H2ZM14 149H16V150H14ZM18 149V150H17ZM62 149H64V148H62ZM65 149H67V148H65ZM84 149V148H83ZM88 148H85V150H87ZM91 149V148H90ZM105 148H103V150H104ZM155 149V150H154ZM210 149V151H208ZM14 150V151H13ZM91 150H93V149H91ZM95 150V149H94ZM163 150H166L165 152L163 151ZM6 151V150H5ZM4 151V152H5ZM73 151H75V150H73ZM80 151V150H79ZM108 151V150H107ZM111 151H112V148H111ZM68 151H66L65 153H67ZM70 152H72V150L70 151ZM69 152V153H70ZM82 152V151H81ZM88 152H89V150H88ZM99 151H97V153H98ZM106 151H104V153H105ZM6 154H7V152H5ZM109 153V152H108ZM107 153V154H108ZM112 153H113V151H112ZM220 153V154H219ZM6 154H3V155H5V156H2L3 157V160H1V158H0V160L1 161H3V163H4V165L7 167H9V169H8V167L6 168V169H3V171L4 170H6L7 171V169H8V171L11 169L12 171H13V169L10 167L11 166V164L12 165H14L13 164V157H12V159H9L11 156H12V154L10 153V157H6ZM71 154V153H70ZM80 154V153H79ZM68 155V154H67ZM83 155V154H82ZM97 155V154H96ZM109 155H111V153L110 154H108V156ZM15 156V155H14ZM80 156V155H79ZM101 156V155H100ZM7 160L6 162H5V159ZM19 158V159H18ZM23 158V159H22ZM81 158V157H80ZM105 158V157H104ZM108 157H107V159H109ZM122 158V159H121ZM82 159V158H81ZM106 159V158H105ZM138 159H140V161H138ZM86 160V159H85ZM95 160V159H94ZM98 160V159H97ZM163 160H164V162H163ZM23 161V162H22ZM24 161H27L26 163L24 162ZM92 161V160H91ZM108 161V160H107ZM144 161H148V162H146V163H144ZM32 162V163H31ZM80 162V161H79ZM83 162V161H82ZM87 162V161H86ZM151 164H150V163ZM164 163H165V165H164ZM99 164V163H98ZM75 165V164H74ZM138 165H139V163H138ZM162 165H164V166H162ZM169 167H168V166ZM4 166V167H5ZM91 166H89V167H91ZM116 166V165H115ZM117 167L116 169H114L115 171H113V172H119V170L120 169H118V168H120V167ZM126 166H124L125 168H127ZM130 166V165H129ZM129 166H128V168H129ZM133 166H134V164H133ZM145 166V165H144ZM3 167V168H4ZM83 167V166H82ZM81 167V168H82ZM102 168L103 170H101V169H97V168ZM104 167H106L105 169H104ZM108 167V168H107ZM124 167H121L122 169L124 168ZM136 167V166H135ZM141 167H143L142 165H141ZM147 167V166H146ZM146 167H144V168H146ZM72 168H74V169H72ZM113 168H115V167H113ZM125 168H124V170H125ZM148 168H146L147 170H148ZM2 169V168H1ZM76 169V170H75ZM96 169V170H95ZM129 169H131V167L129 168ZM133 169H135V168H133ZM137 169V168H136ZM140 169H142V168H140V166H139V169L138 170H140ZM146 169H142L143 171H145ZM10 170V174H12L11 171ZM88 170H90V168L88 169ZM112 170V169H111ZM110 170V171H111ZM118 170V171H117ZM137 170V171H138ZM152 170V171H153ZM17 171V172H18ZM122 171V170H121ZM132 171V170H131ZM135 171V170H134ZM151 171V172H152ZM189 172L188 173V175L185 173V172ZM225 171H230L229 173H225ZM231 171H235V172H237V175H235V179H233L234 178V176H231ZM16 172V171H15ZM17 172H16V174L13 176V175H10L8 172H6V174L8 173V175H9V177H14L15 178V176H18L17 175ZM99 172V171H98ZM113 172H111V173H113ZM122 172H126V171H122ZM149 172V171H148ZM154 172V171H153ZM177 172H179L180 174L181 173H184V174H186V177L184 176V175H182V176H184V180H183V178L181 177V176H179L180 174L179 173H177ZM205 172H210L209 174H211V172H213L211 175H209L208 176V181H210V179H211V186L209 185L210 184V182L208 183V181H206L207 179H205L204 180V177H206V175H205ZM222 172H224L225 174H227V175H225L224 173H222ZM238 172H244V173H246V174H244L245 176L244 177H241V179L242 180H244V181H246L247 183L248 182H250V183H256V184H253V185H255V186H253V191H250V192H248L250 189H249V187L252 185H250V183H248V185H250V186H248L247 185V187H246V182H243L242 180H239L240 178H239V175H238ZM2 173V172H1ZM101 173V172H100ZM110 173V174H111ZM131 173H133V172H131ZM203 173V175H204V177L201 175ZM217 173H222V175H224V176H227V177H225L224 179V181H225V183H226V185H225V183L224 184H222V181H223V178H221L222 176L220 175V174H218V175H220V177L217 175ZM234 172H232V174H233ZM80 174V175H79ZM86 174V175H85ZM93 176H92V175ZM115 174H117V173H115ZM152 174V173H151ZM156 174V173H155ZM155 174H154V176H155ZM190 174H191V176H190ZM214 174H216L217 176H216V178H217V180H216V178L214 179ZM252 174H254L255 176H250V175H252ZM119 175V174H118ZM130 175V174H129ZM142 176H143V174H141ZM166 175V174H165ZM193 175V176H192ZM213 175V176H212ZM230 175V176H229ZM84 176H86V177H84ZM92 176V178L90 179V177ZM106 176H108V178L106 177ZM112 176V175H111ZM117 176V175H116ZM122 176V175H121ZM134 176H135V174H134ZM154 176L152 177V178H154ZM210 176H211V178H210ZM237 176H238V178L239 179H236L237 178ZM5 177H6V175H5ZM8 177V176H7ZM12 177V179H14ZM89 177V178H88ZM129 177V176H128ZM127 177V178H128ZM138 177V176H137ZM165 177H167V176H165ZM165 177H162V178H164L165 179ZM232 177V178H231ZM4 177H2V179H3ZM17 178V179H18ZM88 179V180H86V179ZM95 178H97L96 176H95ZM116 178V177H115ZM123 178V177H122ZM125 178V177H124ZM132 178V177H131ZM134 178V177H133ZM139 178V177H138ZM151 178V179H152ZM220 180H222V181H219V179ZM228 178V179H227ZM1 179V178H0ZM6 178H4L3 179V181L5 180ZM9 179V178H8ZM12 179H11V181H12ZM121 179V178H120ZM148 180H149V178H147ZM146 179V180H147ZM227 179V180H226ZM15 180V179H14ZM92 182H91V181ZM101 181V183H102V187H101V185L99 184V182L98 181ZM114 180V179H113ZM118 180V179H117ZM128 180V179H127ZM141 180H143V179H141ZM212 180H214L215 182H217V184H218V181L220 182L219 183V185H223L224 186V188H222V189H224V190H222L221 189V187H222V185L220 186V189H219V187H217L218 185L216 184V183H214V181H212ZM249 180V181H248ZM5 181H7V182H9L10 180H5ZM11 181H10V184H11ZM130 181V180H129ZM166 181V180H165ZM205 181L208 183H205ZM228 181V182H227ZM237 181H242L243 183H245V184H243L242 182H241V185H242V187H240V188H242V189H240L239 188V183L240 182H237ZM7 182H4V184H6ZM14 182H16V181H13V183ZM18 182H16V183H18ZM84 182V183H83ZM90 182V183H89ZM96 182H98V184L99 185H97L96 184ZM130 182H132V181H130ZM138 182V181H137ZM145 182V180L143 181V183ZM148 182V181H147ZM147 182H145V183H147ZM162 182V181H161ZM160 182V180H159V184L161 183ZM167 182H164V180H163V183H167ZM236 182V183H235ZM12 183V184H13ZM72 183H73V185H72ZM76 183V184H75ZM93 183H95V184H93ZM118 184H119V181L117 182ZM127 183V182H126ZM143 183H141L142 184V186L144 187V185H143ZM238 183V184H237ZM89 184H91V185H89ZM115 184V183H114ZM128 184V183H127ZM132 184V183H131ZM200 184H202V186H204V184H205V188L204 187H200L199 185ZM208 186H207V185ZM213 184H216V185H214V189H215V186L217 187V189H218V191L220 192V190H222V192L223 193H226L225 195H223V197H222V195H221V193L222 192H220V196H219V193L217 192V191H215L214 193L213 192H211V191H213L212 190V185ZM238 185V187H237V185ZM260 186V188L258 187V185ZM1 185H3V183L1 184ZM8 185H9V183H8ZM19 185V184H18ZM95 185V186H94ZM108 185V186H107ZM139 185V184H138ZM227 185H230L229 187L227 186ZM231 185H233V186H231ZM240 185V186H241ZM6 186V185H5ZM14 186V185H13ZM75 186V187H76ZM82 186H80L79 188H83ZM90 186V187H89ZM99 186V187H98ZM121 186H122V184H121ZM131 185H130V183H129V187H130ZM134 186H136V185H134ZM227 186V189H225V187ZM257 186V187H256ZM70 187V188H71ZM110 187H111V185H110ZM123 187V186H122ZM132 187V186H131ZM200 187V188H199ZM208 187H212L211 189L209 188L208 189ZM232 187V188H231ZM256 187V188H255ZM8 188V187H7ZM12 188V187H11ZM18 188V187H17ZM16 188V189H17ZM83 188V191H84V195L86 194L85 192V189ZM90 188V189H89ZM115 188V187H114ZM127 188V187H126ZM133 188V187H132ZM131 188V189H132ZM136 187H134V189H135ZM201 188H203V190L205 189V193H204V191L201 189ZM237 188H239V190H240V192H241V190H242V192H244V193H237ZM246 188H248L246 191L248 192H246V191H244ZM255 188V189H254ZM13 189V188H12ZM20 189V188H19ZM19 189H18V191H19ZM75 189V188H74ZM73 189V190H74ZM108 188H106V190H107ZM113 189V188H112ZM141 189H143V188H141ZM197 189V190H196ZM201 189V190H200ZM206 189H208V190H206ZM244 189V190H243ZM256 189H259V192L256 190ZM30 190H32V189H30ZM76 190V189H75ZM80 190H82V189H80ZM119 190V189H118ZM118 190H116V191H118ZM124 190H127V189H124ZM164 190V191H163ZM201 192H200V191ZM211 190V191H210ZM228 190H232V192L233 191H235L237 194H238V197H237V195L235 194V193H232L231 192V194H230V191H229V193H228ZM239 190H238V192H239ZM252 190V189H251ZM261 190V191H260ZM17 191V190H16ZM21 191H22V189H21ZM77 191H78V187H77ZM83 191H82V193H83ZM103 191V192H104ZM207 191V192H206ZM257 191V193H258V195H260V196H258L259 197V201H261V203H262V206H261V208H260V210L256 207L257 205H256V203H258L257 202V199H258V197L257 198H255V202H254V197H255V195L257 194V193H255ZM4 192H6V191H4ZM9 192V191H8ZM13 192V191H12ZM22 192H25L24 190L22 191ZM89 192V191H88ZM87 192V193H88ZM121 192V191H120ZM196 192V193H195ZM208 192H210V193H213L212 194V196H210V193H209V196L207 195L208 194ZM72 193H73V191H72ZM75 193H77L78 195L80 194H82L80 191H79V193L78 192H75ZM74 193V194H75ZM91 193V192H90ZM117 193V192H116ZM124 193H126V192H124ZM131 193V192H130ZM148 193V195H150V199H148L149 198V196L148 195H146ZM150 193V194H149ZM260 193V194H259ZM6 194V193H5ZM97 194H100V196L98 195L97 197H96V195ZM115 194V193H114ZM113 194V195H114ZM127 194H129V193H127ZM138 194H139V192H138ZM194 194V195H193ZM216 194H217V197H216ZM232 194H235V196L234 195H232ZM243 194V197L241 196V199L243 200V199H245V200H239V195H242ZM249 194V199L250 200H247L248 199V197H247V195ZM251 194H254V195H251ZM12 195V194H11ZM70 195H71V193H70ZM88 195V194H87ZM87 195L85 196V197H87ZM90 195V194H89ZM92 195V194H91ZM91 195L89 196V199L91 198ZM108 195H110V193L108 194ZM107 195V196H108ZM117 195H119V194H117ZM123 195V194H122ZM136 196H137V194H135ZM143 195V196H142ZM144 195L146 196V198H142L141 199V197H144ZM195 195H197L196 197H195ZM232 195V196H231ZM76 196V194L73 196V197H75ZM94 196H93V198H94ZM112 196V195H111ZM121 196V195H120ZM119 196V197H120ZM126 196V195H125ZM148 196V197H147ZM226 196V197H225ZM227 196H228V200L230 201H228L227 199V201H225V198H227ZM235 197V199L237 198V202H235V199H231L230 197ZM257 196V195H256ZM3 197L4 196H2V199H3ZM14 197V196H13ZM17 197V198H18ZM72 197V198H73ZM83 197V196H82ZM85 197H83V198H85ZM116 197V196H115ZM127 197V196H126ZM153 197V198H152ZM196 198V199H194V198ZM218 197H219V199L220 198H222V199H224V200H220L221 202L222 201H224L223 203H224V205H223V203H221L219 200H218ZM225 197V198H224ZM247 197V198H246ZM82 198V200L84 201L85 199H83ZM92 198V199H93ZM101 198H99V199H101ZM109 198V197H108ZM117 198H118V196H117ZM152 198V199H151ZM20 199V198H19ZM20 199V200H21ZM30 199V200H31ZM75 199V198H74ZM89 199H87L88 201H91V200H89ZM124 199V198H123ZM126 199V198H125ZM186 199H187V197H186ZM189 199V198H188ZM1 200V199H0ZM11 200V199H10ZM16 200V199H15ZM67 200V201H66ZM69 200V201H68ZM76 200H78L79 201V198L77 199L76 198ZM86 200V201H87ZM102 200V199H101ZM105 200H106V198H105ZM105 200H103L104 202H105ZM108 200V199H107ZM119 200V199H118ZM132 200V201H133ZM136 200V201H135ZM231 200H233V201H231ZM253 201V203H252V201ZM2 201V200H1ZM9 201V200H8ZM40 201V200H39ZM44 201H42V202H44ZM47 201H48V203H47ZM73 201V200H72ZM71 201V202H72ZM81 201V200H80ZM79 201V202H80ZM98 201V200H97ZM184 201V202H185ZM196 201H195V203H196ZM207 201V200H206ZM210 201V200H209ZM239 201H242L243 202V204L241 203V202H239ZM244 201H249L248 203H250V204H248V203H245ZM12 202V201H11ZM27 202V201H26ZM28 202H30L29 200H28ZM82 202V201H81ZM85 202V201H84ZM94 201H91V203H93ZM98 202H100V200L98 201ZM121 202V201H120ZM124 202V201H123ZM182 202V201H181ZM184 202H182V203H184ZM219 202V203H218ZM226 202V203H225ZM227 202H229V203H227ZM233 202V203H232ZM14 203V202H13ZM66 203V204H67ZM130 203H131V200H130ZM1 204V203H0ZM45 204V203H44ZM43 204V205H44ZM54 204V203H53ZM52 204V205H53ZM61 204V203H60ZM65 204V205H66ZM68 204V205H69ZM95 204H96V202H95ZM152 204V203H151ZM150 204V205H151ZM154 204V203H153ZM157 204H155V205H157ZM184 204H186V203H184ZM199 204V203H198ZM227 204V205H226ZM231 204V205H230ZM236 206H235V205ZM238 204H240L239 205V208H238ZM11 205V204H10ZM40 205V204H39ZM188 205V204H187ZM207 205H206V207H207ZM241 205H243V206H241ZM246 205V206H245ZM248 205V206H247ZM255 206V210L258 212L259 211V213H258V218H259V220H257L258 221V223H259V221H261L262 219H260V217H262L261 215H263V221H261L259 224L258 223H256V222H254V221H256V211H254V206ZM50 206H51V204H50ZM63 206V205H62ZM109 206V205H108ZM138 206V205H137ZM234 206L235 207H237V208H234ZM18 206H16V208H17ZM45 207H47V206H45ZM44 207V208H45ZM52 207V206H51ZM50 207V208H51ZM89 207V206H88ZM102 207V206H101ZM118 207V206H117ZM197 207H199L200 208V206H197ZM247 207H248V210H246L247 209ZM250 207V208H249ZM260 207V206H259ZM263 207V208H262ZM10 209H11V207H9ZM8 208V209H9ZM14 208V207H13ZM41 208V207H40ZM53 208V207H52ZM55 208V207H54ZM58 208V209H57ZM84 208V207H83ZM176 208V207H175ZM175 208L173 209V210H175ZM180 208V207H179ZM240 208H243L244 209V212H245V210H246V214H247V211H250V209L251 208H253V209H251V211H250V213H251V215H250V213L248 212V215L246 216L245 214V217L243 216V209H241L242 210V213L241 212H237V211H239L240 210ZM38 209V208H37ZM110 209V208H109ZM108 209V210H109ZM156 210H157V208H155ZM154 209V210H155ZM182 209H184L183 207H182ZM208 209V210H207ZM236 209H237V211H236ZM3 209H1V211H2ZM16 210V209H15ZM15 210H14V212H15ZM40 210V209H39ZM44 210V209H43ZM46 210H48V209H46ZM50 210V209H49ZM47 211L48 213L51 211V213L53 214H56V216L55 217H57V216H62L63 214H64V217H70L69 216V212H71V209L69 208V207H57L56 206V209H54V211H52V210H50V211ZM73 210V209H72ZM96 210V209H95ZM147 210V209H146ZM148 210H150V209H148ZM171 209L169 208V211H170ZM178 210V209H177ZM189 210V209H188ZM235 210V211H234ZM240 210V211H241ZM17 211V210H16ZM34 211V210H33ZM42 211V210H41ZM85 211V210H84ZM152 211V210H151ZM181 211V210H180ZM210 211H211V213H210ZM232 211V212H231ZM254 211V214L252 213ZM260 211H262V212H260ZM7 212V211H6ZM20 212V211H19ZM44 212V211H43ZM74 212H76L77 213V211L76 210H74ZM91 212V211H90ZM176 212V211H175ZM188 212V211H187ZM239 213V214H237V213ZM11 213V212H10ZM13 213V212H12ZM16 213H18V212H16ZM24 213V212H23ZM76 213L74 214V215H76ZM105 213V212H104ZM149 213V212H148ZM181 213H183V212H181ZM216 213V212H215ZM217 213H218V211H217ZM216 213V214H217ZM256 213V214H255ZM21 214V213H20ZM78 214V213H77ZM87 214H88V212H87ZM90 214V213H89ZM185 214V213H184ZM190 214V213H189ZM189 214H185V215H182V216H186V215H189ZM211 214V215H210ZM242 215V217H240L241 215ZM252 214H253V216L255 215V218H254V220H253V223H255V224H258V226H257V230H258V228L259 229H261V231L260 230H258L259 232H260V234H256V232H258V231H255L254 230V228H255V224H254V226H253V224L251 223V220H250V217L249 216H251V218H253V216H252ZM259 214H261L260 216H259ZM2 215V214H1ZM12 215V214H11ZM14 215V214H13ZM19 215V214H18ZM35 215V214H34ZM45 215V214H44ZM51 215V214H50ZM70 215H72L71 213H70ZM73 215V216H74ZM86 215V214H85ZM97 215V214H96ZM113 215V214H112ZM150 215V214H149ZM180 215V214H179ZM240 215V216H239ZM5 216V215H4ZM15 216V215H14ZM47 216H48V214H47ZM46 216V217H47ZM116 216V215H115ZM181 216V215H180ZM227 216V215H226ZM230 217L232 216V215H229ZM228 216V217H229ZM1 217V216H0ZM8 217V216H7ZM11 217V216H10ZM24 217V216H23ZM27 217V216H26ZM35 217V216H34ZM42 217V216H41ZM55 217H53V218H55ZM63 217V218H64ZM72 217V216H71ZM105 217V216H104ZM136 217V216H135ZM204 217H205V215H204ZM204 217H202V218H204ZM217 217V218H216ZM5 218V217H4ZM14 218V217H13ZM15 218H16V216H15ZM36 218V217H35ZM44 218V217H43ZM60 219H61V217H59ZM149 218V217H148ZM195 218V217H194ZM202 218H200L201 220H202ZM209 218V219H210ZM215 218H216V220H215ZM223 218V217H222ZM245 218H248L247 220H244ZM257 218V219H258ZM1 219V218H0ZM17 219H18V217H17ZM33 219V218H32ZM45 219V218H44ZM58 219V218H57ZM65 219V218H64ZM70 218H68V220H69ZM92 219V218H91ZM180 219V218H179ZM197 219V218H196ZM198 219H199V217H198ZM197 219V220H198ZM227 219V218H226ZM242 221H241V220ZM2 221L1 222H3V219H1ZM10 221V223H11V219H9ZM25 220V219H24ZM29 220V219H28ZM35 220V219H34ZM37 221L39 220L38 218L36 219ZM35 220V221H36ZM48 220V219H47ZM67 220V221H68ZM231 220V221H230ZM13 221H15V220H13ZM34 221V223H36ZM40 221H41V219H40ZM49 221H51V219L49 220ZM54 221V220H53ZM58 220H56V222H57ZM165 221V220H164ZM206 221V220H205ZM26 222V221H25ZM48 222V221H47ZM127 222V221H126ZM209 222H208V224H209ZM230 222H232V223H234V224H232V223H230ZM21 223V222H20ZM23 223H24V221H23ZM44 223H46V222H44ZM113 223V222H112ZM136 223V222H135ZM159 223V222H158ZM201 223V222H200ZM6 224V223H5ZM5 224H4V226H5ZM15 224V223H14ZM28 224V223H27ZM30 224H31V222H30ZM33 224V223H32ZM37 224H39L38 222H37ZM43 224V223H42ZM64 224V223H63ZM90 224V223H89ZM105 224V223H104ZM208 224H206V225H208ZM230 224V225H229ZM232 224V225H231ZM252 224V225H251ZM7 225H8V223H7ZM17 225H18V223H17ZM16 225V226H17ZM25 225V224H24ZM36 225V224H35ZM47 225V224H46ZM59 225V227H61L60 226V224H58ZM113 225V224H112ZM124 225V224H123ZM210 225V224H209ZM260 225V226H261ZM1 226H2V224H1ZM14 226V225H13ZM19 226V225H18ZM30 227V229L29 230H31V225H29ZM42 226V225H41ZM48 226V225H47ZM46 226V227H47ZM57 226V225H56ZM139 226V225H138ZM198 225H196V227H197ZM232 226H233V229H232ZM251 226V227H250ZM7 227V226H6ZM21 227H22V224H21ZM27 227V226H26ZM25 227V228H26ZM40 226H38V228H39ZM64 227H66V226H64ZM63 227V228H64ZM202 227V226H201ZM209 227H212L211 225L209 226ZM208 227V228H209ZM234 227L236 228V231H234L235 229H234ZM238 227H239V230H238ZM16 228V227H15ZM15 228H13V229H15ZM19 228V227H18ZM24 228V229H25ZM48 228H50V227H47V229ZM57 228H58V226L56 227V230H57ZM62 228V227H61ZM66 228H68V227H66ZM95 228V227H94ZM162 228V227H161ZM206 228V227H205ZM205 228H204V230H205ZM212 228V230H214ZM223 230H221V229ZM250 228V229H249ZM2 229H4V228H2ZM1 229V230H2ZM11 229H12V223H11ZM12 229V230H13ZM23 229V228H22ZM34 229H36V230H38L37 229V225H36V227H34ZM39 229H42V227L41 228H39ZM43 229H45V228H43ZM47 229H45V232H47L48 230ZM166 229V228H165ZM193 230H194V228H192ZM210 229V228H209ZM228 229H229V231L230 230H232V232L230 233L229 231H228ZM253 229V231H254V233L255 234H252L251 232H253V231H251ZM32 230H33V228H32ZM35 230V233L37 234L38 233V231H36ZM60 230V229H59ZM77 230V229H76ZM96 230V229H95ZM189 230H190V228H189ZM196 230V229H195ZM194 230V231H195ZM199 230V229H198ZM202 231V232H205V231ZM211 230V229H210ZM224 230H226V232L224 231ZM4 231V230H3ZM18 231V230H17ZM23 231V230H22ZM51 231H52V229H51ZM50 231V232H51ZM114 231V230H113ZM191 231V230H190ZM208 231V230H207ZM227 231H228V236L229 237H227ZM2 232V231H1ZM24 232H25V230H24ZM31 232V231H30ZM41 232V231H40ZM43 232V231H42ZM49 232V231H48ZM47 232V233H48ZM54 232V231H53ZM58 232H60V231H58ZM217 232H219L218 234H217ZM223 232V233H222ZM258 232V233H259ZM17 233V232H16ZM32 234L34 233L33 231L31 232ZM106 233V232H105ZM121 233V232H120ZM197 233V232H196ZM195 233V234H196ZM198 233H199V231H198ZM212 233V234H213ZM230 233V234H229ZM235 233H238V235H240V234H242V235H240V236H243V238H241L240 240H239V238H238V240H236L237 239V237L236 236H238L237 234H235ZM262 233V234H261ZM10 234V233H9ZM14 234V233H13ZM168 234V233H167ZM194 234V233H193ZM210 234V233H209ZM214 234H213V236H214ZM231 234H233V236L231 235ZM16 235V234H15ZM18 235H22V234H18ZM204 235V234H203ZM226 235V236H225ZM234 235H236V236H234ZM160 236V235H159ZM208 236V235H207ZM230 236H232V238H230ZM76 237V236H75ZM127 237V236H126ZM131 237V236H130ZM141 237V236H140ZM233 237H235L234 239H233ZM214 238H216L215 239V241H217L218 242V237L217 236H215ZM70 240V239H69ZM137 240V239H136ZM214 240V239H213ZM59 241V240H58ZM86 241V240H85ZM211 241H212V239H211ZM214 242V241H213ZM55 243V242H54ZM154 243V242H153ZM203 244H204V242H202ZM201 243V244H202ZM53 244V243H52ZM202 244V245H203ZM212 244V243H211ZM2 245V244H1ZM144 245V244H143ZM200 245V244H199ZM214 245V243H213V245L212 246H215ZM16 246V245H15ZM228 246V247H227ZM75 247V246H74ZM100 247V246H99ZM202 247V246H201ZM222 247V248H223ZM114 248V247H113ZM90 249V248H89ZM213 249H217V250H219L220 249V247H219V249L218 248H214L213 247ZM48 250V249H47ZM79 250V249H78ZM85 250V249H84ZM145 250V249H144ZM224 250V251H225ZM229 250V251H230ZM59 251V250H58ZM71 251V250H70ZM101 251V250H100ZM110 251H112V250H110ZM18 252V251H17ZM102 252V251H101ZM100 252V253H101ZM173 252H175V251H173ZM249 252V253H248ZM259 252H261V253H259ZM49 253V252H48ZM133 253V252H132ZM237 253V252H236ZM261 254L260 256H258L259 254ZM263 253V254H262ZM71 254V253H70ZM79 254V253H78ZM247 254V255H246ZM58 255V254H57ZM74 255V254H73ZM84 255H85V253H84ZM97 255V254H96ZM233 255V254H232ZM237 255V254H236ZM240 255L239 256H237V258H239L240 257ZM116 256V255H115ZM212 256V255H211ZM79 257V256H78ZM93 257V256H92ZM119 257V256H118ZM69 258V257H68ZM71 258V257H70ZM77 258V257H76ZM232 258V257H231ZM230 258V259H231ZM233 258H235V256L233 257ZM240 258H242L243 259V257H242V255H241V257ZM31 259V258H30ZM113 260V259H112ZM154 260V259H153ZM82 261V260H81ZM88 261V260H87ZM233 261H234V259H233ZM243 261V260H242ZM128 262V261H127ZM191 262V261H190ZM189 262V263H190ZM232 262V261H231ZM204 263V262H203ZM233 263V262H232ZM234 263H236V262H234ZM237 263H238V261H237ZM119 264V263H118ZM239 264V263H238ZM242 264H245L244 263V261H243V263Z\"/></svg>",
    "mask_w": 264,
    "mask_h": 264
}]
</instances>
